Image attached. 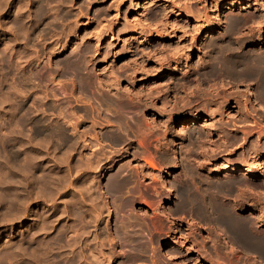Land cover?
<instances>
[{
  "label": "rangeland",
  "instance_id": "374dc122",
  "mask_svg": "<svg viewBox=\"0 0 264 264\" xmlns=\"http://www.w3.org/2000/svg\"><path fill=\"white\" fill-rule=\"evenodd\" d=\"M26 1H28V0H0V62H1L0 63V66H1L0 67V143H1L0 144V181H1L0 182V184H1L0 185V191H1L0 192V206L2 208V209L0 208V251L2 250V248L4 249V253H1V252H3V251H1L0 256L2 257V255H4L3 256L4 258L2 257L3 258L2 260L5 259L4 261H2L3 264H5L7 260H8L7 263H9V264H12V263L24 264L25 262L26 263L29 262L27 264H32L33 260L35 261V262H33V264H36L37 262H38L37 264H39V263L40 264H52V263H50L52 261H54V264H55V263H59L58 260H60L62 257L63 258L64 257L69 258L72 255V253H74V254H73L72 258L70 257L69 259H73V257H75L74 260H71V261L69 259H68L69 261L67 259L66 260L63 259V260L70 262V264L73 262L76 264L78 261H79L78 264H86L87 258H88L87 264H90V263L95 264V262L96 263L99 262L97 264H100V262L101 263L104 262L105 259H106L105 260L106 262H104L102 264H120L123 262H124V264L125 263L126 264H131V263L132 264H136V263L140 264V263H138V261L141 262L140 259L142 260L141 264H143L144 262L146 264H151V262H152V264H153L155 261H156L155 263H157V264H178V263L183 264V262H182L183 260H184V262H186L185 264H209L210 261H207V260L211 259V261H212L211 263L213 264V262L215 263V262H217V260H218V262H220V260L223 259L221 261L222 263H220V264H223V263L226 264V261H228V260H226V258L229 259L228 254L230 253L229 255L232 256L230 258L233 259L236 257L235 256V255H237L236 252H238L239 249L238 248H237L238 250L237 249L235 250V248L233 249L229 245V243H227L226 241H224V240H222L216 236L215 230H216V228L217 229L221 228V225H218L217 222H215L216 221L215 219L213 220V218L212 219L210 218L209 220H211V221H209L208 219H201V217L197 214V211H195L197 209V207L199 206V204L203 205V207L207 208L208 210L212 209L214 206L211 203H213V201L215 200V197L218 200L221 196L222 197L218 201L220 202L222 200L220 203L224 204L223 206H226V207L228 206V204L230 202V206L228 208L232 209V212L233 211L235 212L234 215H236L235 217L237 219L242 218V220H245V221L250 220V221H248L249 226H251L255 222L252 225L253 228H250V230H252L253 232H257V234H260L259 231H261L260 235L264 234V222H263V220H264V147L260 146V145L264 144V112L257 110L255 108V106H253L251 101L248 100V98L246 100V102H247L246 103L245 102V99L247 97L246 93H244V92H242V94L240 93L241 92L240 86H242L243 88L248 87L247 91H253V90L255 91L256 90L258 92V84H259L258 79L257 78H253V79L250 78V81H248L249 78H246V79L244 78V80L242 79L243 82L242 81L240 82L239 80H238L239 81L238 82L235 79L231 80L232 78L231 79L219 78V79H215V81H212V80H209L206 78H205L206 80L204 81V79L202 78L205 75V73L207 74V72H205V70L203 69V65H205V63L207 62V59H208V57L206 56V51L204 52L202 50H204V47H203L204 43L210 37H212V38H218L219 37L220 38L222 34L223 35L221 38H223V36L227 37V32H228V35L230 33V36L231 35L235 36V37L240 36V37H242V39L244 38L243 41L246 39L245 37H247L246 40H248V41L245 40L240 51L246 50V52L249 51V52L253 53L254 52L253 49H255L256 52H254L253 54H256L257 52L259 54V52L262 53L264 51V44H262L259 47L253 46V42L258 38L262 37L263 41H264V34L262 33V32H264V17H263L264 16V10H262V8L264 9V7H263L264 6V0H88V1H86V0H71L70 1L69 0L72 4L68 3L69 1L66 0L67 2H65L64 5H62V6H61V4L59 5L58 0L57 1L45 0L46 1L45 3L48 6H50V9L49 8H48L49 10L47 9L49 14L45 13L49 17V19L48 18L46 19L47 16H45V17H42L44 19H40L39 23L36 20V22L38 24L34 21L33 24H31L34 29L31 27V25L28 26L25 24L24 21H20V20H24L23 19L24 15H27V13H28V12H25V10H24L25 9L24 3ZM231 1H240L246 5H248V4L249 5L247 6L246 9H244L242 11L241 10L226 9V3H229ZM48 3H51V4L49 5ZM66 3H68L70 5L69 8L65 7V5H67ZM81 3H83L84 5ZM21 4H23V6H21ZM55 4H57V5H55ZM19 5L21 7H19L18 8L19 10H18L17 7ZM58 7L61 10H59ZM20 9H23V11ZM64 9H66V10H64ZM19 11H20V13H19ZM64 12H66V14L68 13L67 17L65 16L66 14H63ZM19 14L21 15V19H20ZM249 14L251 15L249 17L252 18L253 21H251L252 19H249L248 17H246ZM22 15H23V17H22ZM99 15H101V16H99ZM230 15H234V16L238 15V17L240 16L241 18H243V21L245 24H243V21H242V24L240 25L242 27L239 26L240 28H237V29L240 30L241 33L246 32V33H244L245 36L243 34H241L238 30H236L235 31L236 33H235L233 30H228V27L226 28L227 23H228L227 17H229ZM68 16H71V17H68ZM197 16L199 17V19H201V21H198V22L195 21ZM58 17H59V19H58ZM261 17H263V18H261ZM30 18H31V16H30ZM62 18H64V19H62ZM244 18H246V19H244ZM18 19H19V22L21 25L19 24V22H17ZM55 19H57V20H55ZM223 19H224V23L222 22ZM247 19H249L250 22L247 21ZM254 19L256 20L255 22H254ZM50 20H51V22H50ZM216 20H218L219 22ZM46 21L48 23H46ZM14 22L17 24H15ZM217 22H218V24H217ZM256 22H258V24ZM262 22H263V24H262ZM22 24H24V25H22ZM47 24L49 25V27H47ZM249 24L250 25L255 24V26L251 27ZM243 25H244V27L249 28V29L244 28ZM14 26H18V28H19L18 31H15ZM214 26H216L215 31L211 34L210 37H208L209 28L214 27ZM254 27H255V29H254ZM70 28L72 30H70ZM251 28L254 29V31ZM196 31H198V32H196ZM247 31H249L250 33ZM251 31H253V32H251ZM30 32H33V33H30ZM237 32L239 34H237ZM17 33H19V35ZM233 33H235L237 36L235 34L233 35ZM247 33H249L250 35L249 34L247 35ZM216 36H218V37H216ZM249 38H251V39H249ZM202 42H203V44H202ZM176 48H178V49H176ZM201 48H202V50H201ZM178 51H180V52L177 53ZM79 54L84 55V57L82 55L80 56ZM72 55L74 57H72ZM76 56L81 57V58H78ZM82 58H84V59H82ZM69 59L70 60L74 59L72 61L77 62L82 67H83V65H85L86 67H83V70L81 71V73L80 72L76 73L73 71L75 73L74 74V73H72V69L67 64V61H68V63L72 62ZM80 59H82V60H80ZM176 59L180 62H178ZM186 59H187V61H186ZM78 61H80V63L83 61V63L80 64ZM84 61L87 62L88 64H86ZM198 62H201V64L202 63L203 64L201 65L199 63V65H198ZM65 64H66L67 69L64 66ZM189 64H190V66H189ZM196 66H198L197 67L198 69L200 68L199 71L196 68ZM68 67H69V70H68ZM84 68H86L85 69L86 72H88V71L91 72V73H88L89 76H87V77H89V78L86 77L87 74H86V72H84L85 71ZM178 68H180V70ZM145 70H146V72H145ZM196 70H197V75L199 74L200 77L196 75V73H195ZM182 71H184V72H182ZM202 71H204V75L202 74ZM185 72L186 73L188 72L189 74L188 73L186 74ZM110 73H112V74H110ZM79 74H81V75H79ZM90 74H93V75H90ZM82 75H84V76H82ZM78 76H80L79 77L80 79L82 77H85V78L81 79V83L77 82V81H79ZM90 76H93V77L95 76V77L93 78ZM185 77L188 79L186 80ZM204 77H206V76H204ZM91 78H93V81ZM201 78H202V80H201ZM173 79H175L176 83H174ZM193 79L196 81H194ZM82 80H83V84H86L87 81L89 83V80H91L89 84H90V86L92 84L94 86L92 85L89 88V89H91L90 92H87L84 89H81L82 88L81 87ZM216 80L218 82H216ZM203 81H204V83L201 84ZM225 81H226V83H228V85L226 83H224ZM229 81H231V83L233 82L234 84L232 83V86H230L231 83H229ZM245 81L247 82L246 83L247 87L245 85ZM91 82H92V84H91ZM221 82H222V85L224 84L223 87H221L222 86ZM94 83H96V84H94ZM179 83L181 86L179 85ZM184 83H185V85H184ZM237 83L239 85H237ZM255 83H257V84H255ZM196 84H198V85L196 86ZM207 84L208 85L211 84L213 87L211 85H209L207 87ZM215 84H217L218 87H216ZM198 86L201 87L204 91L201 88H199ZM203 86L205 88H203ZM224 86H226V88ZM227 86H229V87H227ZM73 87H74V89H73ZM194 87L195 88L197 87L196 90ZM96 88H98V89H96ZM209 88H211V89H209ZM221 88L222 89L224 88L223 92L226 91V93H228V92L233 93V91H234V93L236 95L233 93V94H231L229 99L223 101V98H222V100L220 99L222 97V95H220V94L223 93V92L220 93V90L222 91ZM188 89H189V91H188ZM213 90H214V92H213ZM238 90H239V92H238ZM110 92L112 94H110ZM148 92H150V93H148ZM201 92H202V94H199ZM204 92L206 95L204 94ZM207 92H209V93H207ZM152 93H154V94L152 95ZM217 93H218V95H220V97L217 95L219 98L216 97V99L215 98L212 99L211 96L214 94L216 95ZM109 94H110V97L113 98V100L115 99L116 101H119V100L121 101V99H122V101H127V99L125 97H128L127 102L129 104H130V100H133V101H131V104H130V106H131L130 110H131V108H133L132 110H134L135 107H137V108H135L136 110H138V108H141V110L140 111L138 110L137 113L134 112L136 110H134L133 113H131L132 111L128 110L127 111L128 113H126V114L124 113L125 116L127 115V117H125L127 120H125V119L124 120L128 121V123L125 122L122 125L121 124L116 125L115 124L116 123L115 118H114L115 123L113 122V118H112V116L114 117V114H115L114 106L110 105L108 103H105L102 99V95L108 96ZM115 94L117 96H113V97L111 96V95H115ZM146 94L149 97L146 96ZM203 94L205 95L206 98H203L204 97V96H202ZM243 94H245V96H242ZM181 96H182V98H181ZM201 96L203 99L201 98ZM179 97H180V99H179ZM118 98H121V99H118ZM207 99H209V101ZM233 99L234 100L236 99L237 102L234 103ZM211 100H214V101H211ZM216 101H218V102H216ZM222 101H223V103H222ZM206 102H208V103H206ZM217 103H218V105H217ZM145 104L147 105V107L145 106ZM162 104H164V105H162ZM263 104H264V102H263ZM137 105H139V106L141 105V106L138 107ZM143 105L145 106V108H143L144 107ZM201 105H203L204 107ZM213 105L217 106V108H219L220 112L215 114L218 110L215 111L217 108L216 107L213 108L214 107ZM200 106L204 109L200 108ZM18 107H20L21 109ZM83 107H85V108H83ZM196 107H198V108H196ZM180 108L182 111L180 110ZM205 108H206V110H205ZM210 108L212 109L211 111H210ZM243 108H244V111H243ZM107 109H109V110L107 111ZM171 109H173V110H171ZM176 109H179L178 112L175 111ZM112 111H114V112H112ZM212 111L214 114L212 113ZM245 111H246V113H245ZM211 113L213 114V116ZM137 115H139V116H137ZM197 115L200 117V119L195 126L190 127V135H188V136H190L191 139H189L188 136L184 137L185 135H183V130L180 129V126H181L180 123L185 118H193L194 116H197ZM15 117H17V121L19 119V121H18L19 123H20V119L21 120L24 119L26 121L22 120V125L18 124ZM128 117H129V119H128ZM168 118H169V121H167ZM243 118H244V120H243ZM8 119H9V121H8ZM131 119H132V121H131ZM106 120H108V121H106ZM23 121H24V123H23ZM11 122L14 124H12ZM15 122H17L16 125H15ZM25 122H27V123H25ZM33 122H35L34 124L36 126H34V124H32ZM38 122H41V123H38ZM36 123L41 124V125H37ZM17 124H18V126H17ZM42 124H43V126H42ZM127 124H130L131 126H128ZM212 124H214V125H212ZM220 124H221V126H220ZM250 124H252V125H250ZM8 125H14L15 126V127L13 126L14 132L16 134H18V136H20L19 137L20 141L18 139H16V140L11 139L12 136H10V135H11L13 130H10V126H8ZM19 125H21L22 127H20ZM123 125H124V129H125V127L128 128V129H125L126 131H124V129L122 128ZM125 125H127V126H125ZM37 126L39 127V129L35 128ZM57 126L62 127V131L64 133L63 136L65 138L63 136L62 137L59 136V138L60 139L64 138L63 140L62 139L57 140V138H56L57 136L51 137V135H50V138L48 136L49 133H51L52 131L54 132V130L57 128ZM116 126L118 128L114 129ZM119 126H121V127H119ZM144 127H145V129H144ZM209 127L213 128L214 130H210ZM33 128L36 130H39L40 136L38 135V133L35 134L36 131ZM42 128H43L44 132H41ZM49 128H51V129H49ZM121 128H122V132L124 131V133L120 134ZM215 128H216V130H215ZM15 130H17V131H15ZM112 130H114L113 131L114 133H118V135L120 137H123L122 141H124V140L125 141L124 142L120 141L119 144L113 143V141L111 139H109L110 138L109 136L113 135ZM209 130H210V134H209ZM45 131H47L46 134L48 132L49 133L47 135H45ZM125 132H127V133H125ZM199 132H201V133H199ZM242 132H243V134H242ZM32 133H34L35 136ZM169 133L174 134V136L177 137V139H176L177 145L175 146L174 149H176V151H177L176 158H178V160H179V166L174 171L170 170L173 158L172 159L170 158L171 161L168 159V157H172V155H173V154H171L173 150L170 148L171 147L170 141H171L172 137L169 136ZM22 134L25 137H23ZM108 134H109V136H108ZM29 135L30 136L32 135V137H30ZM237 135L242 136L241 140H240L239 136H237ZM259 135H260V137H258ZM21 136H22V138H21ZM182 136L184 137V139ZM248 136H251L250 139L247 138ZM255 136H257L258 139L256 137L257 140L254 141ZM181 137H182V140H181ZM200 137H202V138H200ZM51 138H55V139L51 140ZM106 138H108V139H106ZM40 139H42V140H40ZM11 140H14L11 143L14 146V147L12 146L13 147L12 151L16 152V150H17V152H19V154L21 155L20 159L16 162V164H12V165H11V156H10L11 155L10 153L12 151L10 152L9 149L5 147L6 143L11 142ZM110 141H111V143H110ZM190 141H191V144H190ZM17 142H19L20 144ZM97 142L99 143L98 145H97ZM200 142H202L203 144ZM261 143H263V144H261ZM194 144L197 148H195ZM229 144H230V146H229ZM200 145H202V146H200ZM179 146H180V148H179ZM237 146L239 147L238 149H236ZM183 147H186L188 149L185 150ZM234 147H235V149L233 151H231L230 153L227 152V149H230V148L232 149ZM248 147L250 149H252L253 147H255V148L252 149V151H253L252 152ZM99 148H101V149H99ZM260 148H262V149H260ZM242 149H243V151H242ZM188 150H189V152H188ZM247 150L250 152H248ZM204 152H206L208 155L206 156V153H204ZM98 153H101V154H98ZM183 153L184 154L190 153L191 156L186 155V154L184 155ZM226 153H228V154L226 155ZM35 154H36V156H35ZM37 154L39 156L38 159H36ZM178 154L180 156H178ZM251 154H252V156H254V158L252 156H250ZM241 157H243L244 161L242 160ZM244 157H246V158L249 157L250 159L247 158V160H246V158H244ZM97 158L99 159V161ZM189 158H190V160H188ZM183 159L185 160V162H183ZM202 159H204V160L202 161ZM205 159L207 160L208 163L207 162L204 163V161H206ZM144 160H147L150 162L152 161L156 167L155 168L150 167L149 164L145 163ZM191 160H193V161H191ZM195 160H197V161L200 160L201 162L199 161L200 163H198L197 161L195 162ZM85 161H87V162H85ZM93 161H94V165H93ZM169 161H170V163H169ZM224 161H229L233 164H236L239 167H244V166L252 167L253 170H255V172L258 173V176H256V177L251 176L248 178V177H241L240 175H238L236 173H234V174L233 173L232 174L231 173H226V174L222 173L220 175H215L214 178H212L213 177L212 175H211L212 177L208 175L209 169H211V167L212 168L217 167V166L221 165ZM238 161H241V162H238ZM246 161L248 162V164H246L247 163ZM31 162H32V164H31ZM166 162L169 164L167 165ZM186 162H187V164H190V165H187ZM84 163H85V165H84ZM89 163H91L95 167H90V165H89V169H90L89 170L88 169ZM180 163H181V166H180ZM35 164H37V165L39 164V165L35 166ZM192 164L195 167L191 166ZM32 165L35 166L34 169L32 168L33 167ZM182 165L184 166V168ZM185 166H187V167L189 166L188 168H190V169H188ZM25 167H26V169L28 167L27 172H25L26 171ZM11 168L12 169L15 168V169H13L15 171L20 170V169H22V170L16 171L17 173L15 176L13 173L10 172V171L15 172ZM91 168H94V169H91ZM186 169H188V171ZM191 169L192 170L194 169L196 172L194 170L192 171ZM23 170H25V171H23ZM183 170L184 171L186 170V171L184 172ZM9 172H10V174H9ZM114 172L118 173V174H116V176H118L120 174L118 176V178L120 177L121 180L126 178L127 182L130 183V184H128L126 182V180L124 179V185H123L122 189L118 191V196L115 195V194H117L116 193L117 191H115L113 193H111V192L109 193V191H107V189H106V186H107V183H108L110 176L111 177L115 176ZM198 172H200V173H198ZM12 174L15 176V179H14ZM31 174H33V175H31ZM202 174H204V176H206V177H204ZM26 175H27V177L25 178ZM174 175H176V176H174ZM183 175H184V177L182 179ZM189 175H191L190 178H187V177H189ZM10 176L12 178H10ZM207 176H209V177H207ZM17 177H18V179H17ZM21 177L24 178L25 180H23ZM33 177H34V179H33ZM46 177H48V178H46ZM56 177H58V179ZM65 177H67V178L65 179ZM122 177H124V178L122 179ZM129 177H131V179ZM194 177H195V179H193ZM28 178H29V180H28L29 182L33 181L31 183V185H29L28 181L26 182V180ZM206 178L209 181H207ZM20 179H21V182H23V181H25V182H23V183L19 182ZM91 179L96 183H93ZM128 179H129V181L130 180L131 181L129 182ZM186 179L189 183L186 182ZM189 179H191L195 184H193V182ZM10 180H13L15 183L17 180H19V181H17L18 183L15 184L13 181H10ZM60 180H61V182H60ZM196 180H197V182L198 181H200V182L197 183V182H195ZM201 180L205 183H203ZM211 180H212V182H211ZM217 180H219V181H217ZM226 180H228V181L225 182ZM38 181H41V182H38ZM89 181H91V182L89 183ZM176 182L177 183L179 182V183L177 184ZM216 182H217V184L219 183V187H214ZM170 183H172V184H170ZM180 183H182L183 185L182 184L180 185ZM184 183H185V185H184ZM186 183H187V185H186ZM231 183H233V185ZM236 183H237V185H236ZM9 184H12L13 186L9 185ZM35 184H36V186H35ZM205 184L206 185L209 184L208 187H206ZM211 184H213L212 185L213 187L211 186ZM230 184L232 186H234L235 188L232 187ZM24 185L25 186L27 185L26 186L27 190L32 191L31 189H33L34 191H32L29 195V191L27 192ZM91 185L93 186L94 189L92 188ZM101 185H102V187H101ZM172 185H173V187H172ZM176 185H177V188L175 187V189H176L175 190L174 186H176ZM30 186H32V187L30 188ZM33 186H34V188H33ZM95 186H97L96 188H99L100 190L96 189ZM170 186L173 188V191H172ZM178 186L180 187L181 190H179ZM185 186H187V187H185ZM190 186L192 188H190ZM193 186H194L195 190H193L194 189ZM203 186H205V187H203ZM209 186L212 188H210ZM167 187L169 188V190H171L170 192L166 191ZM221 187H223V188H221ZM11 188H12V190H11ZM15 188H18V189H15ZM19 188H21V189H19ZM40 188H42V189H40ZM128 188H129V190H128ZM131 188H132V190H131ZM168 188H167V190H168ZM186 188H188V189H186ZM219 188H220V190H219ZM228 188H231V189H228ZM13 189H14V193H13ZM88 189H90L91 191H89ZM92 189L94 190V192ZM198 189L199 190L201 189L200 192ZM19 190H20V192H17V195L19 198H18V201H16L15 197L13 198L12 196L13 195L15 196L16 191H19ZM97 190H98V192H97ZM191 190H193V191H191ZM208 190L210 191V193ZM95 191L97 193H95ZM122 191H123V193L124 192L125 193L123 194ZM132 191L134 194L133 193L131 194ZM188 191L190 194L188 193ZM196 191H198V192H196ZM218 191L222 194L218 193ZM6 192H8L9 195H7ZM10 192L12 195L10 194ZM88 192H89V194L91 192L93 195L90 194L91 195L90 196L88 194ZM224 192H227L228 194L224 193ZM229 192H231L233 194V196ZM24 193H27L25 195H29V196H25ZM120 193H122L124 196H121L122 194H120ZM127 193H128V195H127ZM179 193H180L179 199H180V196L182 199L184 198L182 203L178 199ZM181 193H182V195H181ZM206 193H209V194H206ZM216 193H218V194H216ZM107 194H112V195L107 196ZM194 194H196L195 196H198V195L200 196V197H196L198 200L196 198H194L195 197ZM225 194L227 195L226 197L229 196L228 199L225 197ZM4 195H5V197L7 196L6 197L7 200L4 197ZM10 195L12 197L11 199H10ZM20 195H21L23 201L20 198ZM85 195H86V197H85ZM119 195L122 197V199H121V197H119ZM131 195H133V197L135 196V198L131 199L130 198V197H132ZM219 195H221V196L219 197ZM87 196H88L89 200L91 199L90 202L87 200ZM94 196L95 197L98 196V197L95 198ZM125 196L130 198V200H133L136 202L134 203L133 201H129V199L127 197L125 198ZM201 196H203V200H202ZM25 197L27 199H24ZM81 197H83L85 199V201ZM93 197L96 200L95 199L93 200ZM103 197L105 198V200ZM116 197H119L120 201L118 200L119 198H116ZM168 197H170V200L166 201V199ZM188 197H189V199H188ZM207 197L209 198V200ZM98 198H100V199H98ZM185 198L188 199L189 201L185 200ZM234 198H236V199H234ZM71 199H72V202L69 201ZM77 199H79V200H77ZM81 199H82V202H84V204H82V202L80 201ZM127 199L129 201V203H127V201H126ZM182 199H181V201H182ZM193 199H196V202ZM212 199H214V200H212ZM78 201H80V202L78 203ZM97 201L98 202L100 201L99 204L103 207L102 209H104L105 212H103V210L102 211L99 210V209H101V207L98 208L99 204H97L98 207L96 206L95 202L98 203ZM122 201L123 202L126 201L125 203H127L126 204L127 208H125L126 207L125 203H123ZM176 201H179V203ZM184 201H186L187 203L190 202L189 203L190 205H186V204L184 205ZM193 201H194V203H193ZM7 202L9 203V205L6 204ZM11 202H13L12 203L13 205L11 204ZM69 202H71L72 205L75 204L73 207H76V206L77 207H76V209L74 208L75 211L73 208H72L73 211L69 210V216H68V214H66V212L69 209ZM85 202H89V204L85 203ZM119 202L121 205H119ZM206 202H209V203H206ZM130 203H132V205ZM180 203L182 205L179 206ZM197 203H198V206H197ZM234 203H235V205H234ZM10 204H11L12 208L10 207ZM87 204H88V206H87ZM191 204H193V205H191ZM14 205H15V207L13 208ZM81 205H83V206H81ZM90 205L91 206L93 205L92 206L93 208ZM115 205H118L121 207L120 208L118 206L114 207ZM231 205H232V207H231ZM66 206H67V208H66ZM105 206L107 208H105ZM122 206H124L125 209ZM186 206H188V207H186ZM78 207L82 208L84 211L86 209L85 212H89V210L91 208L94 210L91 209L93 212L92 211L89 212V213H91L89 215H87L84 212L87 217H85V218L79 217V222H78L77 221L78 216L76 214V210H78L77 209ZM117 207H118V209H117ZM180 207H182V208L184 207V208L182 209ZM195 207H196V209H195ZM6 208H8V209H6ZM130 208H132V210ZM173 208L175 209L176 213L178 212V214L174 213L172 215V212H174ZM65 209H67V211ZM13 210H15V211H13ZM96 210H97V212H96ZM116 210H117V212L119 210V212L117 213ZM124 210H126V211L128 210L129 212L128 211L126 212ZM63 211H65V212H63ZM122 211H123L124 215L122 214ZM169 211H172V212L170 213ZM70 212H72L73 215L70 214ZM114 212L116 214H118V216L115 217L116 214ZM74 213L76 215H74ZM106 213H107V215H106ZM108 213L110 214V216ZM129 213L131 215L130 216L131 220H129V218H128ZM131 213H133L134 215H132ZM104 214H105V217L103 216ZM119 214H121V215H119ZM125 214H128V215H125ZM166 214H167V216H166ZM40 215H42V217ZM90 215L92 217H90ZM35 216H36V219H38L37 223H36V219L34 220ZM70 216L71 217L74 216V218H76V217L77 218L76 219L70 218ZM120 216L124 217V218H121ZM125 216L127 217L128 222H130V223H126L127 219L125 218ZM134 216H136V217H134ZM30 217H31V220H30ZM44 217H47V218L44 219ZM114 217H115V219L113 220ZM131 217H133V218H131ZM247 217H248V219H247ZM96 218H97V220L95 221ZM135 218H137V219H135ZM140 218L143 221H141V220L139 221ZM71 219H74V224L72 226L77 225V228L70 227L71 223H72ZM101 219H103V220H101ZM123 219H126V220H124L125 222H123ZM133 219H135V220H133ZM145 219L147 220V223L145 222L146 221ZM44 220L47 221L46 224L50 223L49 225H51V226H49V227H53V228H51L53 230V231H51V234H50L51 238H53L52 234H53V236H55L57 233H59V230H60V232L63 231L62 233H65V234H63L65 237L63 235H62V237H64L66 239V243L64 240V242H62L61 245L58 244L59 246L58 245L57 246L59 248L62 246V248H63V246L65 244L66 245L65 248H68V247L71 248L70 253H68L69 252L68 249L60 248V249H62V251H60V249L58 247L56 248V246H55L56 249L55 248L53 249L54 253H50V255L48 254L49 253V251H48L49 247L47 248V250H46V247H43V249H41V250H40V248H42V247L41 246H40V248L38 247V249L40 251H43L42 253L39 250H37L39 252L38 253L37 251H35V249L32 248L35 244H30V243H35L36 240H38V239H40V240L37 241L38 242L37 244H41L39 242H42L43 246H45L44 244H47V243H45L47 240H45L44 238L43 239L41 238L44 234L40 233L39 234L40 236H38L39 238L38 237L35 238L36 239L35 241L33 239V236L30 235V234H32V232L34 230L33 228H34L35 224L38 225V228H40V227L45 228L44 222H46V221H44ZM80 220H83L82 223ZM87 220L90 222L89 223L90 225L86 224V223H88ZM92 220H93V222L91 223ZM116 220H117V222H116L117 224L118 223L119 224H121V223L125 224L124 226L127 228V229H124L125 231L129 229L128 227H131L130 225H132V227L130 229L137 228V225H133L134 222H132V221H135L134 224H137L139 222L138 223V228H139L138 232L135 231V229L130 230L132 232V234L129 230L126 231V233L129 232L127 235H129L130 237L127 236L129 238V239L126 238L127 243L123 242L125 246L122 243L123 240L121 241L119 239L121 243L117 242L118 238L116 235V231L113 232L114 230L117 229V228H115V227H117V225H112L113 223L116 224L115 223ZM253 220H254V222H253ZM106 221H108V222H106ZM151 221H154L156 224L154 222H152V224L149 223ZM251 221H252V223H251ZM75 222H77V223L75 224ZM104 222L108 225H106ZM140 222H142V224L146 223L148 225H145L146 227L142 224L139 225ZM52 223H53V225H52ZM67 223H69V224H67ZM83 223H85L86 225L85 224H84L85 226L82 225ZM153 223L155 224V226L156 225L157 226L155 227ZM43 224H44V227H43ZM126 224H128V225H126ZM214 224H215V226H213ZM62 225H63V230H61ZM66 225L68 226L67 228H66ZM102 225H103V227H102ZM152 225L154 226L155 229L153 228ZM140 226L141 227L144 226L148 232L144 229V227L142 228L144 231L142 229H140L141 228ZM69 227H70V231H69ZM78 227L79 228L81 227L80 229H82V230H79ZM99 227H100V229H103V228L104 229L100 230ZM147 227L150 229V231L153 228L154 231H151L152 232L151 233L149 231V229H147ZM212 227L215 229H213ZM254 227H255V229H254ZM64 228H65V231H64ZM72 228H75L73 230V231H76L75 233H73ZM83 228H85V229H83ZM86 228H87V232H85ZM107 228H108V230H107ZM51 229H49V230H51ZM27 230H28V232H27ZM66 230L68 232H71V233L68 234V232ZM99 230L101 231V233ZM136 230H138V229H136ZM88 231H89V233L90 232L91 233L89 234ZM103 231L104 232L107 231V233L106 232L103 233ZM133 231L137 235L140 234L138 236L139 238L137 237V235ZM47 232H50V231L47 230ZM66 232H67V235H66ZM84 232L87 233L88 235L87 234L85 235ZM143 232L144 233L146 232V233L144 234ZM77 233H78V235H77ZM212 233H213V235H212ZM73 234L75 236L77 235V237H74ZM102 234H104V235H102ZM105 234H106V237L109 234H111L110 236L112 238L110 236H108L107 238H104ZM60 235H61V233H60ZM71 235H73L74 238H72ZM79 235L82 236L81 237L82 239L79 238L80 237ZM94 235L96 237L97 236L100 237V238L97 237L98 238V240H97L98 244L100 243V240H103V239H105V240L101 241L103 243L99 244V246H98L96 243L97 241H94L97 239L96 237H94ZM145 235H148V236H145ZM214 236L217 238V240L215 238H213ZM20 237H21V239H20ZM43 237H45V236H43ZM55 237H57V235ZM131 237H132V239H131ZM140 237H141V239H140ZM155 237H157L158 239H156ZM69 238H71V239H69ZM116 238H117V240H116ZM145 238H147L148 240L146 241ZM18 239L22 242H25V243L19 242ZM67 239H69L70 242H67L68 241ZM72 239H74V240H72ZM78 239H81V240H78ZM110 239H111V241H109ZM112 239H113V241H112ZM130 239L132 240V242H130L131 241ZM133 239H136V241H134ZM142 239H143V241H141ZM153 239H156L158 241L153 240ZM213 239H214V241L215 240L216 241L213 242ZM17 240H18V242H17ZM25 240H27V241H25ZM28 240H30V241L28 242ZM71 240L73 241L72 243L76 242L77 240L79 241V243H75V246H73L74 247L73 250L76 249V250H74V252L72 250V247H70L71 246ZM127 240H129V241H127ZM137 240H138L137 244H140V245L144 242L142 244L143 247H142V245L140 246V248H142V249L139 248V245H133L135 242H137ZM149 240H152V241H149ZM51 241L53 243L55 242L53 240H50V241L48 240L47 242L51 243L53 245V243ZM139 241H141V242L139 243ZM218 241H219L221 246L218 245L219 244ZM82 242H83V244H82ZM150 242L151 243L153 242V243L151 244ZM68 243H69V245H68ZM88 243H89L90 247H85L86 245H88ZM109 243H112L113 245H111ZM119 243L121 245H119ZM125 243L126 244L129 243L128 245H130V244H132V245H130V248H129V246L126 245ZM237 243H238V240H237ZM26 244L30 245V248L32 250L29 248H28L29 249L28 250L26 247ZM147 244H149V245H147ZM168 244L170 245L168 251H171L175 255L177 254L178 259L174 260V262L167 260L166 256L163 254L164 250H162V247H166ZM222 244L225 246H223ZM67 245H68V247H67ZM100 245H103V247L102 246L100 247ZM146 245H147V247H149V248H147L148 250L145 248ZM227 245L229 248L227 247ZM8 246H10V248ZM20 246H21V248H20ZM109 246H111V247H109ZM126 246H128V247H126ZM133 246H135L134 247L135 249H131V248H133ZM153 246H156V247H154L155 249L153 248ZM11 247L14 248L13 250L15 251V253ZM17 247H18V249H17ZM78 247H79V250L83 249L82 251L80 250L81 253L80 252L78 253V255L79 254L82 255L81 258H80V255H79V258H78V255L77 256L75 255L76 251H79V250H77ZM93 247H95V248L93 249ZM98 247L101 249L98 250ZM112 247L113 248L116 247L115 248L116 250H114ZM190 247H191V249H190ZM215 247H216V249L213 250V248H215ZM22 248L24 251L22 250ZM24 248H26V249H24ZM104 248H107V249L105 250ZM109 248H110V250H109ZM138 248L141 252L138 250ZM152 248H153V251H152ZM218 248H221V249H218ZM57 249H59V250H57ZM95 249H97L96 251H98V252H96ZM120 249H122V251H120ZM124 249H126V250H124ZM229 249H231L230 252L226 253L227 251H229ZM9 250L11 251V253L13 252V254L9 253L10 252ZM16 250L17 251L19 250L22 255L26 253L25 256L24 255L19 256L20 252L18 253ZM25 250H26V252H25ZM44 250L47 252H44ZM56 250L58 251L57 253H56ZM64 250H66V251H64ZM130 250L133 252V253L131 252L132 254L129 253ZM207 250H209V252ZM219 250H220V252H219ZM232 250H234V251H232ZM7 251H8V254H11L12 256L5 254V253H7ZM27 251H29V253H27ZM115 251H116V253L118 252V254H116ZM119 251L123 254H121ZM125 251H127L126 254H125ZM134 251H136V253ZM147 251H151V252H147ZM217 251H218V254L220 257L217 256L218 254L216 255ZM30 252L33 254L32 256H29V255H31ZM61 252L62 253L65 252L64 255L68 253V254H70V256L65 255V256H62L61 258H58L61 255H63ZM82 252H84L85 254ZM111 252H112V254H111ZM231 252H233L232 253L233 255L231 254ZM17 253H18V255H16ZM34 253H35V255H34ZM40 253H41V255H40ZM44 253H46V254H44ZM92 253H94V254H92ZM105 253H108V254L105 255ZM27 254H29V255H27ZM37 254H39V256H36ZM89 254L91 255L92 258L90 257ZM100 254H102V255L104 254L105 256H107V258L101 259L99 261L100 258L105 257L102 255L100 257L99 256ZM119 254H121V255H119ZM124 254L125 255L128 254L130 257L127 255L129 257V258H127V257H125ZM146 254H147V256H146ZM212 254L215 255L214 259H216V260H214L213 257H211V256H213ZM5 255H7V257L16 256L15 258L13 257L16 260L12 261L13 258L11 259V257H10L9 259L12 261V263H11V261L9 262V259L5 258L6 257ZM26 255H27V257H26ZM51 255H53V257L58 258L57 262H55L56 258L53 259V257ZM122 255L124 258L122 257ZM135 255H136V257H135ZM148 255L149 256L152 255V256L149 257ZM239 255L241 258L238 257ZM43 256H44V258H43ZM145 256L147 258H144ZM154 256H156V259L154 258ZM223 256L225 259L223 258ZM1 257H0V259H1ZM21 257H23V258H21ZM109 257H110V259L108 260ZM120 257H122L123 259ZM217 257L219 259H217ZM26 258H29L30 260L26 259ZM35 258H37L39 260H37ZM90 258H91V260H90ZM96 258L98 261L96 260ZM137 258H140V259H137ZM152 258H154V259H152ZM187 258H188V261H187ZM238 258L241 260V264H245V263L247 264V262H248V264H252V263H249L250 261L246 258L245 254L243 255L242 251L238 252L237 258H235L236 260H233L234 263L232 261L231 264L232 263L236 264L237 261L239 262V263L238 262L237 263L240 264V260H237ZM243 258H245V259H243ZM128 259H130V260H128ZM145 259H146V261H145ZM61 260H60V262L63 264V262H65V261L62 260L63 261L62 262ZM80 260H81V263H80ZM82 260H83V263H82ZM136 260H137V262H136ZM224 260H226V261H224ZM243 260H246V261H243ZM21 261L24 263H21ZM92 261H94V262H92ZM130 261H132V262L130 263ZM134 261H135V263H134ZM180 261H181V263H180ZM257 263L258 262H256V264ZM215 264H219V263H215ZM227 264H230V262L229 263L227 262Z\"/></svg>",
  "mask_w": 264,
  "mask_h": 264
},
{
  "label": "bare ground",
  "instance_id": "6f19581e",
  "mask_svg": "<svg viewBox=\"0 0 264 264\" xmlns=\"http://www.w3.org/2000/svg\"><path fill=\"white\" fill-rule=\"evenodd\" d=\"M54 1H57V0H54ZM69 1V0H68ZM71 1V0H70ZM68 2V3H70V4H72L71 2ZM86 1H88V0H86ZM46 1L45 0H28V1H26L25 3H24V7H25V12H28L27 13V15H24V17H23V15H22V17H23V19L24 20H20V21H24L25 22V24L26 25H28V26H30L31 24H33V22L35 21L36 22V20H37V22L39 23L40 22V19H44V18H42V17H45V16H47L46 14L48 13V10L50 9V6H48L46 3H45ZM51 2V1H50ZM65 2H67L66 0H58V3H59V5L61 4V6L62 5H64V3ZM81 2V1H80ZM85 2V1H84ZM83 2V3H84ZM45 3V4H44ZM57 3V2H56ZM68 3H66L67 5H65V7H68L69 8V4ZM76 3V2H75ZM83 3H81V4H83ZM90 3V2H89ZM246 3V2H245ZM20 4V3H19ZM49 5L51 4V3H48ZM54 4V3H53ZM52 4V5H53ZM216 4V3H215ZM55 5H57V4H55ZM84 5V4H83ZM249 5V4H248ZM248 5H246V4H244V3H242V2H240V1H231V2H229V3H226V9H231V10H244V9H246L247 8V6ZM254 5V4H253ZM21 6H23V4H21ZM20 5L17 7V9L19 8V7H21ZM60 7V6H59ZM59 7H58V9H59ZM78 7V6H77ZM218 7V6H217ZM264 7V6H263ZM49 8V9H48ZM61 8V7H60ZM63 8V7H62ZM261 8V7H260ZM23 9H20V10H22L23 11ZM48 9V10H47ZM67 9V8H66ZM66 9H64V10H66ZM249 9V8H248ZM19 10V9H18ZM59 10H61V9H59ZM68 10V9H67ZM262 10H264L263 8H262ZM21 11V12H22ZM58 11V10H57ZM174 12V11H173ZM19 13H20V11H19ZM46 13V14H45ZM31 14V15H30ZM45 14V15H44ZM49 14V13H48ZM56 14V13H55ZM63 14H66V12H64ZM68 14V13H67ZM67 14L65 15L66 17H67ZM105 14V13H104ZM262 14V13H261ZM20 15V14H19ZM51 15V14H50ZM73 15V14H72ZM193 15V14H192ZM245 15V14H244ZM26 16V17H25ZM30 16H31V18H30ZM64 16V17H65ZM99 16H101V15H99ZM243 16V15H242ZM249 16H251L250 14L248 15V16H246V17H248L249 19H252V18H250ZM256 16V15H255ZM19 17V16H18ZM60 17V16H59ZM59 17H58V19H59ZM68 17H71V16H68ZM193 17V16H192ZM264 17V16H263ZM263 17H261V18H263ZM30 18V19H29ZM49 19V17L47 16L46 17V19ZM61 18V17H60ZM196 18V17H195ZM198 18V19H197ZM197 18H196V20L195 21H201V19H199V17L197 16ZM228 18V23H227V26H226V28L228 27V30H233L234 32L236 31V30H238L237 28H240V27H242V26H240L241 24H242V21H243V18H241L240 16L238 17V15L237 16H234V15H230L229 17H227ZM226 18V19H227ZM20 19H21V15H20ZM62 19H64V18H62ZM244 19H246V18H244ZM249 19H247V21H249ZM260 19V18H259ZM39 20V21H38ZM55 20H57V19H55ZM103 20V19H102ZM216 21H218V20H216ZM251 21H253V19L251 20ZM256 20L254 19V22H255ZM263 21V20H262ZM17 22H19V19L17 20ZM36 22V23H37ZM50 22H51V20H50ZM49 22V23H50ZM140 22V21H139ZM219 22V21H218ZM218 22H217V24H218ZM223 23H224V19H223V21H222ZM250 22V21H249ZM15 23V22H14ZM23 23V22H22ZM35 23V24H36ZM37 23V24H38ZM46 23H48L47 21H46ZM56 23V22H55ZM142 23V22H141ZM145 23V22H144ZM247 23V22H246ZM257 24H258V22H256ZM15 24H17V23H15ZM19 24H20V22H19ZM18 24V25H19ZM216 24V25H217ZM243 24H245L244 23V21H243ZM253 24V23H252ZM260 24V23H259ZM262 24H263V22H262ZM21 25V24H20ZM22 25H24V24H22ZM250 25V24H249ZM261 25V24H260ZM40 26V25H39ZM52 26V25H51ZM131 26V25H130ZM141 26V25H140ZM240 26V27H239ZM246 26V25H245ZM251 27L252 26H255V24L254 25H250ZM259 26V25H258ZM257 26V27H258ZM15 27V31H18V26H14ZM20 27V26H19ZM26 27V26H25ZM31 27H32V25H31ZM47 27H49V25L47 24ZM243 27H244V25H243ZM261 27V26H260ZM33 28V27H32ZM172 28V27H171ZM244 28H246V27H244ZM21 29V28H20ZM34 29V28H33ZM44 29V28H43ZM215 29H216V26H214V27H210L209 28V30H208V37H210L211 36V34L215 31ZM223 29V28H222ZM246 29H249V28H246ZM252 29V28H251ZM250 29V30H251ZM254 29H255V27H254ZM254 29H252L253 31H254ZM11 30V29H10ZM64 30V29H63ZM66 30V29H65ZM70 30H72L71 28H70ZM197 30V29H196ZM249 30V31H250ZM27 31V30H26ZM41 31V30H40ZM68 31V30H67ZM128 31V30H127ZM184 31V30H183ZM224 31V30H223ZM222 31V32H223ZM239 32H240V30H238ZM249 31H247V32H249ZM253 31H251V32H253ZM256 31V30H255ZM261 31V30H260ZM34 32V31H33ZM33 32H30V33H33ZM62 32V31H61ZM145 32V31H144ZM186 32V31H185ZM196 32H198V31H196ZM220 32V31H219ZM224 33V32H223ZM236 33V32H235ZM235 33H233V35L235 34ZM241 33V32H240ZM244 33H246V32H243V33H241V34H243L244 36H245V34ZM250 33V32H249ZM249 33H247V35L249 34ZM263 34H264V32H262ZM18 35H19V33H17ZM25 34V33H24ZM29 34V33H28ZM66 34V33H65ZM207 34V33H206ZM225 34V33H224ZM237 34H239L238 32H237ZM253 34V33H252ZM255 34V33H254ZM261 34V33H260ZM27 35V34H26ZM140 35V34H139ZM147 35V34H146ZM188 35V34H187ZM223 35V34H222ZM222 35H221V37H222ZM236 35V34H235ZM250 35V34H249ZM67 36V35H66ZM237 36V35H236ZM263 36V35H262ZM65 37V36H64ZM216 37H218V36H216ZM212 38V37H210V38H208V40L204 43V50H202V48H201V50L202 51H206V56L208 57V59H207V62L205 63V65H203V69L205 70V72H207V74L205 73V75H204V71H202V74L204 75V76H206V77H204L203 75V79H204V81L206 80V79H209V80H212V81H215V79H219V78H228V79H231V80H233V79H235V80H239L240 82L242 81V79L244 80V78L246 79V78H249V80L248 81H250V78H257L258 79V92L256 91H247V89H248V87H247V85H246V83L248 82L247 80V82L245 81V85H246V87L247 88H243L242 86H240V93L242 94V92H244V93H246V99H245V102H246V100H247V98H248V100H250L251 101V103L253 104V106H255V108L257 109V110H260V111H262V112H264V104H263V100H264V51L262 52V53H260L259 52V54H258V52L256 53V54H253L254 52H256L255 51V49H253L254 50V52L253 53H251V52H249V51H247L246 52V50L245 51H240V49L242 48V45H243V43L245 42V40L247 39V37H245L246 39L243 41V39H242V37H240V36H237V37H235V36H230V33H229V35H228V32H227V37H225V36H223V38ZM258 37V36H257ZM256 37V38H257ZM35 38V37H34ZM139 38V37H138ZM203 38V37H202ZM207 38V37H206ZM253 38V37H252ZM205 39V38H204ZM249 39H251V38H249ZM19 40V39H18ZM203 40V39H202ZM33 41V40H32ZM246 41H248V40H246ZM24 42V41H23ZM202 44H203V42H202ZM262 44H264V41H263V38L261 37V38H258V39H256L254 42H253V46L254 47H259V46H261ZM12 45V44H11ZM29 45V44H28ZM250 45V44H249ZM186 46V45H185ZM182 47V46H181ZM187 47V46H186ZM202 47V46H201ZM179 48V47H178ZM178 48H176V49H178ZM183 48V47H182ZM185 48V47H184ZM247 48V47H246ZM41 49V48H40ZM89 49V48H88ZM174 49V48H173ZM189 49V48H188ZM199 50V49H198ZM252 50V49H251ZM87 51V50H86ZM92 51V50H91ZM180 51H178L177 53H179ZM200 52V51H199ZM85 53V52H84ZM83 53V54H84ZM20 54V53H19ZM86 54V53H85ZM89 54V53H88ZM205 54V53H204ZM77 55V54H76ZM80 56L82 55V54H79ZM169 55V54H168ZM171 55V54H170ZM202 55V54H201ZM83 57H84V55H82ZM175 56V55H174ZM204 56V55H203ZM202 56V57H203ZM205 56V57H206ZM71 57V56H70ZM72 57H74L73 55H72ZM76 57H78V56H76ZM75 57V58H76ZM166 57V56H165ZM178 57V56H177ZM74 58V59H75ZM78 58H81V57H78ZM164 58V57H163ZM175 58V57H174ZM179 58V57H178ZM22 59V58H21ZM74 59H72V60H74ZM82 59H84V58H82ZM82 59H80V60H82ZM200 59V58H199ZM205 59V58H204ZM20 60V59H19ZM70 60V59H69ZM72 60H70V61H72ZM177 60V59H176ZM180 60V59H179ZM76 61V60H75ZM86 61V60H85ZM84 61V62H85ZM88 61V60H87ZM178 61V60H177ZM186 61H187V59H186ZM9 62V61H8ZM79 63H80V61H78ZM165 62V61H164ZM176 62V61H175ZM178 62H180V61H178ZM202 62V61H201ZM201 62H198V65H199V63L201 64ZM1 63V62H0ZM19 63V62H18ZM81 63H83V61L81 62ZM80 63V64H81ZM86 64H88L87 62H85ZM195 63V62H194ZM67 64H68V66L72 69V73H74V72H80L81 73V71L83 70V67H86L85 65H83V67L81 66V65H79L77 62H74V61H72V62H69L68 63V61H67ZM162 64V63H161ZM203 64V63H202ZM201 64V65H202ZM188 65V64H187ZM65 67H66V64L64 65ZM179 66V65H178ZM189 66H190V64H189ZM1 67V66H0ZM69 67H68V70H69ZM185 67V66H184ZM198 66H196V68H197ZM194 68V67H193ZM66 69H67V67H66ZM86 68H84V70H85ZM177 69V68H176ZM179 70H180V68H178ZM185 69V68H184ZM198 69V68H197ZM200 69V68H199ZM199 69H198V71H199ZM202 69V70H203ZM51 70V69H50ZM56 70V69H55ZM187 70V69H186ZM189 70V69H188ZM74 71V72H73ZM149 71V70H148ZM39 72V71H38ZM84 72H86V70L84 71ZM145 72H146V70H145ZM181 72V71H180ZM182 72H184V71H182ZM192 72V71H191ZM49 73V72H48ZM83 73V72H82ZM88 73H91V72H86V77L87 76H89L88 75ZM114 73V72H113ZM126 73V72H125ZM186 73V72H185ZM188 73V72H187ZM186 73V74H187ZM196 75H197V70H196ZM194 73V74H195ZM201 73V72H200ZM75 74V73H74ZM110 74H112V73H110ZM146 74V73H145ZM185 74V75H186ZM189 74V73H188ZM78 75V74H77ZM79 75H81V74H79ZM90 75H93V74H90ZM167 75V74H166ZM174 75V74H173ZM182 75V74H181ZM32 76V75H31ZM82 76H84V75H82ZM164 76V75H163ZM190 76V75H189ZM188 76V77H189ZM197 76H199V74L197 75ZM28 77V76H27ZM43 77V76H42ZM80 76H78V79H79V81H77V82H80L81 83V79L82 78H85V77H82L81 79L79 78ZM90 77H93V76H90ZM95 77V76H94ZM93 77V78H94ZM160 77V76H159ZM194 77V76H193ZM200 77V76H199ZM198 77V78H199ZM37 78V77H36ZM41 78V77H40ZM87 78H89V77H87ZM93 78H91L92 79V81H93ZM106 78V77H105ZM109 78V77H108ZM186 78V77H185ZM191 78V77H190ZM195 78V77H194ZM202 78H201V80H202ZM206 78V79H205ZM171 79V78H170ZM176 79V78H175ZM175 79H173L174 80V83H176L175 82ZM188 78H186V80H187ZM42 80V79H41ZM88 80V79H87ZM86 80V81H87ZM95 80V79H94ZM121 80V79H120ZM177 80V79H176ZM183 80V79H182ZM194 80V79H193ZM200 80V79H199ZM234 80V81H235ZM90 81L91 80H89V83H90ZM96 81V80H95ZM101 81V80H100ZM178 81V80H177ZM181 81V80H180ZM194 81H196V80H194ZM204 81L201 83V84H203L204 83ZM220 81V80H219ZM224 81V80H223ZM222 81V82H223ZM236 81V82H237ZM238 81V82H239ZM32 82V81H31ZM179 82V81H178ZM193 82V81H192ZM199 82V81H198ZM216 82H218L217 80H216ZM222 82H221V85H222ZM243 82V81H242ZM253 82V81H252ZM72 83V82H71ZM88 83V81H87V83L86 84H83V80H82V84H81V89H84L85 91H87V92H90L91 91V89H89L93 84H92V82H91V86H90V84ZM97 83V82H96ZM96 83H94V84H96ZM104 83V82H103ZM102 83V84H103ZM182 83V82H181ZM195 83V82H194ZM224 83H226V81L224 82ZM229 83H231V81H229ZM233 83V82H232ZM232 83H231V85L230 86H232ZM254 83V82H253ZM34 84V83H33ZM105 84V83H104ZM199 84V83H198ZM198 84H196V86L198 85ZM213 84V83H212ZM227 85H228V83H226ZM234 84V83H233ZM243 84V83H242ZM250 84V83H249ZM255 84H257V83H255ZM79 85V84H78ZM176 85V84H175ZM179 85H180V83H179ZM178 85V86H179ZM184 85H185V83H184ZM195 85V84H194ZM200 85V84H199ZM209 85H211V84H209ZM208 84H207V87L209 86ZM224 85V84H223ZM223 85L221 86V87H223ZM237 85H239L238 83H237ZM76 86V85H75ZM94 86V85H93ZM96 86V85H95ZM177 86V85H176ZM181 86V85H180ZM179 86V87H180ZM183 86V85H182ZM212 86V85H211ZM215 86L216 87H218V85L217 84H215ZM220 86V85H219ZM250 86V85H249ZM34 87V86H33ZM78 87V86H77ZM114 87V86H113ZM187 87V86H186ZM199 87V86H198ZM206 87V88H207ZM213 87V86H212ZM215 87V88H216ZM225 88H226V86H224ZM227 87H229V86H227ZM237 87V86H236ZM235 87V88H236ZM13 88V87H12ZM37 88V87H36ZM173 88V87H172ZM183 88V87H182ZM193 88V87H192ZM195 88V87H194ZM197 88V87H196ZM196 88H195V90H196ZM199 88H201V87H199ZM203 88H205L204 86H203ZM233 88V87H232ZM250 88V87H249ZM17 89V88H16ZM70 89V88H69ZM73 89H74V87H73ZM89 89V90H88ZM96 89H98V88H96ZM191 89V88H190ZM202 89V88H201ZM209 89H211V88H209ZM220 89V88H219ZM218 89V90H219ZM222 89V88H221ZM224 89V88H223ZM222 89V91L220 90V93L221 92H223L224 90ZM255 89V88H254ZM13 90V89H12ZM94 90V89H93ZM183 90V89H182ZM203 90V89H202ZM201 90V91H202ZM216 90V89H215ZM217 90V91H218ZM81 91V90H80ZM188 91H189V89H188ZM193 91V90H192ZM204 91V90H203ZM212 91V90H211ZM216 91V92H217ZM177 92V91H176ZM187 92V91H186ZM213 92H214V90H213ZM228 92V91H227ZM238 92H239V90H238ZM24 93V92H23ZM109 93V92H108ZM126 93V92H125ZM148 93H150V92H148ZM198 93V92H197ZM207 93H209V92H207ZM233 93H234V91H233ZM233 93H226V91L225 92H223L222 94H220V95H222V97L220 98L221 100H222V98H223V101H225V100H227V99H229V97L231 96V94H233ZM89 94V93H88ZM103 94V93H102ZM110 94H112L111 92H110ZM110 94L108 95V96H103L102 95V99H103V101L105 102V103H108V104H110V105H113L114 106V108H115V114H114V117L112 116V118H113V122L117 125V124H124L125 122L126 123H128V121H125V120H127L125 117H127V115L125 116V114L126 113H128L127 111L129 110V111H132L131 113H133V111L134 110H136L135 108H137V107H135L134 108V110H132L133 108H131V110H130V104H131V101H133V100H130V104L127 102L128 101V97H125L126 99H127V101H122V99L121 98H118V99H121V101L119 100V101H116L115 99L113 100V98H111L110 97ZM154 93H152V95H153ZM199 94H202V92L201 93H199ZM204 94H205V92H204ZM202 95V96H204L203 98H206L205 97V95ZM235 94V93H234ZM238 94V93H237ZM240 94V95H241ZM12 95V94H11ZM20 95V94H19ZM82 95V94H81ZM86 95V94H85ZM91 95V94H90ZM95 95V94H94ZM177 95V94H176ZM218 93L215 95H212L211 97H212V99H216V97H220V95H218ZM236 95V94H235ZM22 96V95H21ZM84 96V95H83ZM101 96V95H100ZM112 97L113 96H117L116 94L115 95H111ZM146 96H148L147 94H146ZM151 96V95H150ZM202 96H201V98H202ZM208 96V95H207ZM233 96V95H232ZM239 96V95H238ZM242 96H245V94H243ZM149 97V96H148ZM147 97V98H148ZM153 97V96H152ZM210 97V98H211ZM218 97V98H219ZM228 97V98H227ZM234 97V96H233ZM241 97V96H240ZM99 98V97H98ZM101 98V97H100ZM117 98V97H116ZM123 98V97H122ZM124 98V99H125ZM130 98V97H129ZM151 98V97H150ZM154 98V97H153ZM181 98H182V96H181ZM200 98V99H201ZM202 98V99H203ZM209 98V99H210ZM238 98V97H237ZM243 98V97H242ZM8 99V98H7ZM78 99V98H77ZM131 99V98H130ZM179 99H180V97H179ZM209 99H207L208 101H209ZM4 100V99H3ZM152 100V99H151ZM150 100V101H151ZM5 101V100H4ZM166 101V100H165ZM211 101H214V100H211ZM223 101H222V103H223ZM229 101V100H228ZM233 101H234V103L235 102H237L236 101V99L234 100L233 99ZM263 101V102H262ZM7 102V101H6ZM11 102V101H10ZM154 102V101H153ZM164 102V101H163ZM162 102V103H163ZM186 102V101H185ZM216 102H218V101H216ZM239 102V101H238ZM134 103V102H133ZM150 103V102H149ZM173 103V102H172ZM206 103H208V102H206ZM247 103V102H246ZM138 104V103H137ZM140 104V103H139ZM151 104V103H150ZM211 104V103H210ZM214 104V103H213ZM220 104V103H219ZM15 105V104H14ZM152 105V104H151ZM162 105H164V104H162ZM205 105V104H204ZM217 105H218V103H217ZM222 105V104H221ZM16 106V105H15ZM22 106V105H21ZM107 106V105H106ZM138 107H140L139 105H137ZM144 106V105H143ZM145 106L147 107V105L145 104ZM145 106L143 107V108H145ZM170 106V105H169ZM201 106H203V105H201ZM200 106V108H202ZM208 106V105H207ZM211 106V105H210ZM214 106V105H213ZM220 106V105H219ZM218 106V107H219ZM23 107V106H22ZM166 107V106H165ZM204 107V106H203ZM206 107V106H205ZM212 107V106H211ZM217 108V106H214L213 108ZM222 107V106H221ZM18 108H20V107H18ZM83 108H85V107H83ZM149 108V107H148ZM161 108V107H160ZM171 108V107H170ZM196 108H198V107H196ZM21 109V108H20ZM52 109V108H51ZM164 109V108H163ZM202 109H204V108H202ZM208 109V108H207ZM109 109H107V111H108ZM111 110V109H110ZM138 110L140 111L141 110V108H138ZM138 110H136V111H134V112H138ZM143 110V109H142ZM169 110V109H168ZM171 110H173V109H171ZM170 110V111H171ZM178 110L179 109H176L175 111H177L178 112ZM180 110H181V108H180ZM191 110V109H190ZM201 110V109H200ZM205 110H206V108H205ZM212 109L210 108V111H211ZM215 110V109H214ZM213 110V111H214ZM218 110V111H217ZM246 110V109H245ZM20 111V110H19ZM182 111V110H181ZM213 111H212V113H213ZM215 111H217L215 114H217L218 112H220L219 111V108H217ZM214 111V112H215ZM223 111V110H222ZM243 111H244V108H243ZM44 112V111H43ZM110 112V111H109ZM112 112H114V111H112ZM180 112V111H179ZM196 112V111H195ZM242 112V111H241ZM240 112V113H241ZM58 113V112H57ZM125 113V114H124ZM172 113V112H171ZM176 113V112H175ZM211 113V114H212ZM245 113H246V111H245ZM244 113V114H245ZM18 114V113H17ZM139 114V113H138ZM210 114V115H211ZM214 114V113H213ZM213 114H212V116H213ZM249 114V113H248ZM13 115V114H12ZM60 115V114H59ZM64 115V114H63ZM129 115V114H128ZM184 115V114H183ZM209 115V116H210ZM23 116V115H22ZM133 116V115H132ZM135 116V115H134ZM137 116H139V115H137ZM162 116V115H161ZM249 116V115H248ZM13 117V116H12ZM130 117V116H129ZM129 117H128V119H129ZM170 117V116H169ZM10 118V117H9ZM16 118V121H17V117H15ZM22 118V117H21ZM26 118V117H25ZM68 118V117H67ZM106 118V117H105ZM114 118H115V120H114ZM134 118V117H133ZM246 118V117H245ZM66 119V118H65ZM125 119V120H124ZM199 119H200V117L197 115V116H194L193 118H185V119H183V121L180 123L181 124V126H180V129H182L183 130V135H185L184 137H186V136H188V135H190V127L191 126H195L196 124H197V122L199 121ZM22 120H24V119H22ZM22 120L20 119V123L18 122L19 121V119H18V124H21L22 125ZM37 120V119H36ZM136 120V119H135ZM139 120V119H138ZM243 120H244V118H243ZM8 121H9V119H8ZM15 121V120H14ZM24 121H26V120H24ZM24 121H23V123H24ZM30 121V120H29ZM106 121H108V120H106ZM131 121H132V119H131ZM141 121V120H140ZM167 121H169V118H168V120ZM13 122V121H12ZM11 122V123H12ZM17 122H15V125H16V123ZM49 122V121H48ZM135 122V121H134ZM142 122V121H141ZM171 122V121H170ZM242 122V121H241ZM245 122V121H244ZM10 123V124H11ZM25 123H27V122H25ZM35 122H33L32 124H34ZM38 123H41V122H38ZM38 123H36L37 125H41V124H38ZM43 123V122H42ZM54 123V122H53ZM73 123V122H72ZM71 123V124H72ZM81 123V122H80ZM133 123V122H132ZM12 124H14V123H12ZM18 124H17V126H18ZM58 124V123H57ZM111 124V123H110ZM131 124V123H130ZM130 124H127L128 126H131ZM21 125H19L20 127H22ZM59 125V124H58ZM127 125H125V126H127ZM205 125V124H204ZM212 125H214V124H212ZM218 125V124H217ZM236 125V124H235ZM8 126H10V130H13L12 131V133H11V135L10 136H12V138L11 139H14V140H16V139H20L19 137L20 136H18V134H16L15 132H14V125H8ZM14 126V127H13ZM33 126V125H32ZM34 126H36L35 124H34ZM42 126H43V124H42ZM50 126V125H49ZM108 126V125H107ZM133 126V125H132ZM137 126V125H136ZM219 126V125H218ZM220 126H221V124H220ZM223 126V125H222ZM6 127V126H5ZM54 127V126H53ZM119 127H121V126H119ZM214 127V126H213ZM217 127V126H216ZM36 129L38 128L39 129V127L37 126V127H35ZM52 128V127H51ZM51 128H49V129H51ZM74 128V127H73ZM116 128H118L117 126L114 128V129H116ZM123 129H124V125H123V127H122ZM122 128H121V130H120V134L121 133H124V131H126L125 129H128V128H126L125 127V129H124V131L122 132ZM135 128V127H134ZM179 128V127H178ZM208 128V127H207ZM210 128V127H209ZM20 129V128H19ZM28 129V128H27ZM34 129V128H33ZM36 129H34L36 132H35V134H37L38 133V135L40 136V132H39V130H36ZM54 129V128H53ZM120 129V128H119ZM131 129V128H130ZM137 129V128H136ZM139 129V128H138ZM144 129H145V127H144ZM203 129V128H202ZM210 130H214L213 128H210ZM210 130H209V134H210ZM215 130H216V128H215ZM15 131H17V130H15ZM26 131V130H25ZM114 130H112V133H113V135H111V136H109V134H108V136L110 137H108L109 139H111L112 141H113V143H120V141H122V139H123V137H120L119 135H118V133H114L113 132ZM136 131V130H135ZM208 131V130H207ZM253 131V130H252ZM34 132V131H33ZM41 132H44V130H43V128H42V131ZM46 132L47 131H45V135H47L46 134ZM51 132V131H50ZM82 132V131H81ZM110 132V131H109ZM116 132V131H115ZM118 132V131H117ZM146 132V131H145ZM194 132V131H193ZM198 132V131H197ZM221 132V131H220ZM244 132V131H243ZM243 132H242V134H243ZM28 133V132H27ZM70 133V132H69ZM125 133H127V132H125ZM174 133V132H173ZM195 133V132H194ZM199 133H201V132H199ZM198 133V134H199ZM208 133V132H207ZM251 133V132H250ZM33 135H34V133H32ZM44 134V133H43ZM63 131H62V127H58L57 126V128L54 130V132L52 131L51 133H49V138H50V135H51V137L52 136H54V137H56L57 138V140L58 139H60L59 138V136L60 137H62L63 136ZM159 134V133H158ZM175 134V133H174ZM174 134H171V133H169V136L170 137H172V139H171V141H170V148L173 150L172 151V153L171 154H173L172 155V157H168V159L171 161V159H172V164H171V167H170V170H172V171H174L178 166H179V160H178V158H176V154H177V151H176V149H174L175 148V146L177 145V141H176V139H177V137H175L174 136ZM182 134V133H181ZM248 134V133H247ZM263 134V133H262ZM261 134V135H262ZM5 135V134H4ZM21 135V134H20ZM179 135V134H178ZM193 135V134H192ZM251 135V134H250ZM22 136H23V134H22ZM22 136H21V138H22ZM30 136V135H29ZM35 136V135H34ZM37 136V135H36ZM82 136V135H81ZM105 136V135H104ZM141 136V135H140ZM168 136V135H167ZM194 136V135H193ZM263 136V135H262ZM23 137H25V136H23ZM30 137H32V135L30 136ZM64 137V136H63ZM84 137V136H83ZM180 137V136H179ZM183 137V136H182ZM182 137H181V140H182ZM184 137H183V139H184ZM189 137V139H191V137L190 136H188ZM228 137V136H227ZM258 137H260V135L258 136ZM258 137H257V139H258ZM9 138V137H8ZM42 138V137H41ZM65 138V137H64ZM63 138V139H64ZM108 138H106V139H108ZM153 138V137H152ZM195 138V137H194ZM198 138V137H197ZM200 138H202V137H200ZM244 138V137H243ZM31 139V138H30ZM35 139V138H34ZM52 139H55V138H51V140ZM62 139V138H61ZM60 139V140H61ZM62 139V140H63ZM170 139V138H169ZM180 139V138H179ZM188 139V138H187ZM193 139V138H192ZM256 139V140H257ZM14 140H11V142H7L6 143V148H8L9 149V151L11 152L12 151V148L14 147L13 146V144H11ZM40 140H42V139H40ZM59 140V141H60ZM104 140V139H103ZM180 140V141H181ZM198 140V139H197ZM202 140V139H201ZM245 140V139H244ZM4 141V140H3ZM20 141V140H19ZM23 141V140H22ZM27 141V140H26ZM38 141V140H37ZM68 141V140H67ZM96 141V140H95ZM109 141V140H108ZM125 141V140H124ZM124 141H122V142H124ZM169 141V140H168ZM186 141V140H185ZM193 141V140H192ZM221 141V140H220ZM63 142V141H62ZM103 142V141H102ZM144 142V141H143ZM197 142V141H196ZM199 142V141H198ZM260 142V141H259ZM17 143H19V142H17ZM39 143V142H38ZM110 143H111V141H110ZM194 143V142H193ZM200 143H202V142H200ZM234 143V142H233ZM232 143V144H233ZM1 144V143H0ZM20 144V143H19ZM57 144V143H56ZM59 144V143H58ZM62 144V143H61ZM99 143L97 142V145H98ZM143 144V143H142ZM147 144V143H146ZM169 144V143H168ZM183 144V143H182ZM190 144H191V141H190ZM189 144V145H190ZM196 144V143H195ZM195 144H194V146H195ZM198 144V143H197ZM203 144V143H202ZM261 144H263V143H261ZM5 145V144H4ZM63 145V144H62ZM179 145V144H178ZM181 145V144H180ZM193 145V144H192ZM2 146V145H1ZM13 146V147H12ZM101 146V145H100ZM188 146V145H187ZM200 146H202V145H200ZM229 146H230V144H229ZM260 146H263L264 147V144L263 145H260ZM259 146V147H260ZM16 147V146H15ZM146 147V146H145ZM199 147V146H198ZM214 147V146H213ZM219 147V146H218ZM262 147V148H263ZM177 148V147H176ZM179 148H180V146H179ZM178 148V149H179ZM185 150L186 149H188V148H186V147H183ZM193 148V147H192ZM195 148H197L196 146H195ZM249 148V147H248ZM255 147H253L252 149H254ZM262 148H260V149H262ZM7 149V150H8ZM99 149H101V148H99ZM169 149V148H168ZM194 149V148H193ZM192 149V150H193ZM207 149V148H206ZM210 149V148H209ZM250 149V148H249ZM248 149V150H249ZM252 149H250L251 151H252ZM5 150V149H4ZM97 150V149H96ZM183 150V149H182ZM197 150V149H196ZM214 150V149H213ZM247 150V151H248ZM8 151V152H9ZM73 151V150H72ZM98 151V150H97ZM100 151V150H99ZM146 151V150H145ZM184 151V150H183ZM182 151V152H183ZM198 151V150H197ZM203 151V150H202ZM212 151V150H211ZM35 152V151H34ZM186 152V151H185ZM188 152H189V150H188ZM195 152V151H194ZM201 152V151H200ZM248 152H250V151H248ZM253 152V151H252ZM255 152V151H254ZM262 152V151H261ZM111 153V152H110ZM204 153H206V152H204ZM11 155V165L12 164H16V162L20 159V154H19V152H17V150H16V152H14V151H12L11 153H10ZM34 154V153H33ZM32 154V155H33ZM98 154H101V153H98ZM139 154V153H138ZM184 154V153H183ZM186 154V153H185ZM184 154V155H185ZM255 154V153H254ZM169 155V154H168ZM186 155H189V156H191L190 155V153L188 154H186ZM204 155V154H203ZM202 155V156H203ZM208 154L206 153V156H207ZM211 155V154H210ZM246 155V154H245ZM258 155V154H257ZM34 156V155H33ZM35 156H36V154H35ZM164 156V155H163ZM162 156V157H163ZM171 156V155H170ZM178 156H180L179 154H178ZM182 156V155H181ZM250 156H252V154L250 155ZM84 157V156H83ZM166 157V156H165ZM201 157V156H200ZM209 157V156H208ZM253 158H254V156H252ZM31 158V157H30ZM36 158V157H35ZM39 158V156H38V154H37V158L36 159H38ZM65 158V157H64ZM99 158V157H98ZM97 158V159H98ZM171 158V159H170ZM180 158V157H179ZM193 158V157H192ZM202 158V157H201ZM204 158V157H203ZM211 158V157H210ZM242 158V160L244 161V159H243V157H241ZM244 158H246V157H244ZM247 158H249V157H247ZM247 158H246V160H247ZM260 158V157H259ZM100 159V158H99ZM99 159H98V161H99ZM162 159V158H161ZM164 159V158H163ZM167 159V158H166ZM187 159V158H186ZM228 159V158H227ZM226 159V160H227ZM230 159V158H229ZM238 159V158H237ZM250 159V158H249ZM25 160V159H24ZM35 160V159H34ZM188 160H190V158L188 159ZM204 159H202V161H203ZM206 160V159H205ZM210 160V159H209ZM239 160V159H238ZM241 160V159H240ZM89 161V160H88ZM91 161V160H90ZM145 161V163H147V164H149V166L150 167H152V168H155L156 166L153 164V162L151 161H147V160H144ZM166 161V160H165ZM170 161H169V163H170ZM191 161H193V160H191ZM197 160H195V162H196ZM200 161V160H199ZM199 161H197L198 163H200ZM85 162H87V161H85ZM183 162H185V160L183 159ZM194 162V163H195ZM207 162V160L206 161H204V163H206ZM234 162V161H233ZM238 162H241V161H238ZM247 162V161H246ZM251 162V161H250ZM25 163V162H24ZM35 163V162H34ZM161 163V162H160ZM165 163V162H164ZM167 163V162H166ZM169 163H167V165L169 164ZM203 163V164H204ZM208 163V162H207ZM243 163V162H242ZM31 164H32V162H31ZM65 164V163H64ZM184 164V163H183ZM186 164H187V162H186ZM185 164V165H186ZM246 164H248V162L246 163ZM2 165V164H1ZM37 164H35V166H36ZM39 165V164H38ZM37 165V166H38ZM84 165H85V163H84ZM89 165H90V167H95V166H93L94 165V161H93V165L91 164V163H89L88 164V169H89ZM92 165V166H91ZM146 165V164H145ZM187 165H190V164H187ZM206 165V164H205ZM209 165V164H208ZM207 165V166H208ZM211 165V164H210ZM14 166V165H13ZM33 166V165H32ZM35 166H33L32 168L34 169V167ZM82 166V165H81ZM97 166V165H96ZM160 166V165H159ZM180 166H181V163H180ZM183 166V165H182ZM191 166H194L193 164L191 165ZM200 166V165H199ZM84 167V166H83ZM168 167V166H167ZM185 167H187V166H185ZM189 167V166H188ZM187 167V168H188ZM195 167V166H194ZM197 167V166H196ZM203 167V166H202ZM2 168V167H1ZM183 168H184V166H183ZM12 169V168H11ZM13 169H15V168H13ZM12 169V170H13ZM27 169H28V167H27ZM27 169H26V167H25V170H23V171H25V172H27ZM91 169H94V168H91ZM123 169V168H122ZM188 169H190V168H188ZM188 169H186L187 171H188ZM209 169V168H208ZM5 170V169H4ZM10 170V169H9ZM20 170H22V169H20ZM20 170H16V171H20ZM90 170V169H89ZM185 170V171H186ZM192 170V169H191ZM194 170V169H193ZM192 170V171H193ZM207 170V169H206ZM13 171H15V170H13ZM12 172V171H10L11 173H13L15 176H16V173L17 172ZM32 171V170H31ZM70 171V170H69ZM119 171V170H118ZM117 171V172H118ZM121 171V170H120ZM184 171V170H183ZM184 171V172H185ZM190 171V170H189ZM195 171V170H194ZM4 172V171H3ZM10 172H9V174H10ZM115 173L114 172V175L115 176H113V177H111L110 176V178H109V180H108V183H107V186H106V189H107V191H109V193L111 192V193H113V192H115V191H117L116 193L117 194H115V195H117L118 196V191L119 190H121L122 189V187H123V185H124V179L126 180V178H124V177H122V179L123 180H121L120 179V177L118 178V176L120 175H118V176H116V174H118V173ZM196 172V171H195ZM20 173V172H19ZM22 173V172H21ZM140 173V172H139ZM168 173V172H167ZM198 173H200V172H198ZM222 173H236V174H238V175H240L241 177H251V176H253V177H256V176H258V173L257 172H255V170H253V168L252 167H249V166H244V167H239V166H237L236 164H233V163H231V162H229V161H224L221 165H219V166H217V167H211V169H209V173H208V175L209 176H211L212 178H214V176L215 175H220V174H222ZM12 174V175H13ZM68 174V173H67ZM169 174V173H168ZM11 175V176H12ZM13 175V177H14V179H15V176ZM20 175V174H19ZM18 175V176H19ZM31 175H33V174H31ZM181 175V174H180ZM185 175V174H184ZM184 175L182 176V179H183V177H184ZM187 175V174H186ZM203 176H204V174H202ZM201 175V176H202ZM10 176V178H12ZM59 176V175H58ZM174 176H176V175H174ZM188 176V175H187ZM190 176L191 175H189V177H187V178H190ZM209 176H207V177H209ZM8 177V176H7ZM24 177V176H23ZM27 177V175L25 176V178ZM30 177V176H29ZM53 177V176H52ZM63 177V176H62ZM193 177V176H192ZM191 177V178H192ZM204 177H206V176H204ZM210 177V178H211ZM20 178V177H19ZM22 178V177H21ZM32 178V177H31ZM30 178V179H31ZM46 178H48V177H46ZM57 179H58V177H56ZM64 178V177H63ZM67 177H65V179H66ZM130 179H131V177H129ZM17 179H18V177H17ZM23 180H25L24 178H22ZM33 179H34V177H33ZM52 179V178H51ZM56 179V180H57ZM175 179V178H174ZM178 179V178H177ZM193 179H195V177L193 178ZM207 179V178H206ZM29 180V178L26 180V182ZM45 180V179H44ZM48 180V179H47ZM92 180V179H91ZM98 180V179H97ZM189 180H191V179H189ZM205 180V179H204ZM220 180V179H219ZM219 180H217V181H219ZM223 180V179H222ZM221 180V181H222ZM234 180V179H233ZM10 181H13V180H10ZM16 181V180H15ZM17 181H19V180H17ZM16 181V183L15 184H17L18 182ZM35 181V180H34ZM49 181V180H48ZM54 181V180H53ZM65 181V180H64ZM128 181H129V179H128ZM131 181V180H130ZM129 181V182H130ZM173 181V180H172ZM179 181V180H178ZM184 181V180H183ZM192 181V180H191ZM202 181V180H201ZM207 181H209L208 179H207ZM228 180H226L225 182H227ZM1 182V181H0ZM12 182V183H13ZM19 182H21V179H20V181ZM23 182H25V181H23ZM23 182H21V183H23ZM33 182V181H32ZM32 182H29L28 181V183H29V185H31V183ZM38 182H41V181H38ZM56 182V181H55ZM60 182H61V180H60ZM77 182V181H76ZM91 181H89V183H90ZM92 182L93 183H96V182H94L93 180H92ZM126 182H127V180H126ZM175 182V181H174ZM186 182H188L187 181V179H186ZM193 182V181H192ZM195 182H197V180L195 181ZM198 182H200V181H198ZM197 182V183H198ZM203 182V181H202ZM211 182H212V180H211ZM233 182V181H232ZM11 183V182H10ZM13 183V184H14ZM43 183V182H42ZM48 183V182H47ZM50 183V182H49ZM52 183V182H51ZM128 183V182H127ZM126 183V184H127ZM177 183V182H176ZM175 183V184H176ZM179 183V182H178ZM177 183V184H178ZM189 183V182H188ZM203 183H205V182H203ZM210 183V182H209ZM222 183V182H221ZM235 183V182H234ZM238 183V182H237ZM237 183H236V185H237ZM26 184V183H25ZM34 184V183H33ZM92 184V183H91ZM98 184V183H97ZM100 184V183H99ZM128 184H130V183H128ZM170 184H172V183H170ZM182 183H180V185H181ZM193 184H195L194 182H193ZM223 184V183H222ZM232 185H233V183H231ZM230 184V185H231ZM1 185V184H0ZM9 185H12V184H9ZM8 185V186H9ZM21 185V184H20ZM48 185V184H47ZM53 185V184H52ZM59 185V184H58ZM57 185V186H58ZM62 185V184H61ZM60 185V186H61ZM85 185V184H84ZM96 185V184H95ZM106 185V184H105ZM179 185V186H180ZM183 185V184H182ZM184 185H185V183H184ZM186 185H187V183H186ZM191 185V184H190ZM206 185V184H205ZM209 185V184H208ZM208 185H206V187H208ZM213 184H211V186H212ZM224 185V184H223ZM222 185V186H223ZM227 185V184H226ZM231 185V186H232ZM13 186V185H12ZM16 186V185H15ZM18 186V185H17ZM27 186V185H26ZM26 186L24 185V187H25V189H26ZM35 186H36V184H35ZM38 186V185H37ZM42 186V185H41ZM51 186V185H50ZM56 186V185H55ZM90 186V185H89ZM92 186V185H91ZM100 186V185H99ZM178 186V187H179ZM195 186V185H194ZM194 186H193V188H194ZM198 186V185H197ZM196 186V187H197ZM19 187V186H18ZM32 186H30V188H31ZM53 187V186H52ZM97 186H95V188H96ZM101 187H102V185H101ZM105 187V186H104ZM131 187V186H130ZM133 187V186H132ZM171 187V186H170ZM172 187H173V185H172ZM171 187V189H172V191H173V188ZM175 187L177 188V185L176 186H174V189H175ZM182 187V186H181ZM185 187H187V186H185ZM184 187V188H185ZM203 187H205V186H203ZM210 187V186H209ZM213 187V186H212ZM212 187H210V188H212ZM214 187H219V183L217 184V182H216V184H215V186ZM227 187V186H226ZM229 187V186H228ZM232 187H234V186H232ZM8 188V187H7ZM10 188V187H9ZM13 188V187H12ZM12 188H11V190H12ZM22 188V187H21ZM21 188H19V189H21ZM33 188H34V186H33ZM43 188V187H42ZM42 188H40V189H42ZM47 188V187H46ZM45 188V189H46ZM61 188V187H60ZM79 188V187H78ZM89 188V187H88ZM92 188H93V186H92ZM134 188V187H133ZM168 188V187H167ZM167 188H166V191L167 192H170L171 190H169V188H168V190H167ZM190 188H192L191 186H190ZM221 188H223V187H221ZM235 188V187H234ZM2 189V188H1ZM15 189H18V188H15ZM24 189V190H25ZM29 189V188H28ZM36 189V188H35ZM87 189V188H86ZM85 189V190H86ZM94 189V188H93ZM92 189V190H93ZM96 189H99V188H96ZM102 189V188H101ZM126 189V188H125ZM139 189V188H138ZM186 189H188V188H186ZM205 189V188H204ZM209 189V188H208ZM228 189H231V188H228ZM8 190V189H7ZM10 190V191H11ZM27 190V189H26ZM32 191H34L33 189H31ZM39 190V189H38ZM89 191H91L90 189H88ZM100 190V189H99ZM127 190V189H126ZM125 190V191H126ZM128 190H129V188H128ZM131 190H132V188H131ZM176 190V189H175ZM179 190H181L180 189V187H179ZM190 190V189H189ZM193 190H195V188L193 189ZM193 190H191V191H193ZM199 190V189H198ZM201 190V189H200ZM200 190H199V192H200ZM211 190V189H210ZM213 190V189H212ZM215 190V189H214ZM217 190V189H216ZM219 190H220V188H219ZM9 191V190H8ZM29 190H27V192H28ZM32 191H29V195H30V193L32 192ZM44 191V190H43ZM49 191V190H48ZM58 191V190H57ZM79 191V190H78ZM186 191V190H185ZM205 191V190H204ZM207 191V190H206ZM209 191V190H208ZM222 191V190H221ZM225 191V190H224ZM230 191V190H229ZM1 192V191H0ZM3 192V191H2ZM17 192H20V190L19 191H16V194H15V196L13 195L12 197L14 198L15 197V200L16 201H18V195H17ZM23 192V191H22ZM21 192V193H22ZM25 192V191H24ZM46 192V191H45ZM44 192V193H45ZM53 192V191H52ZM84 192V191H83ZM93 192H94V190H93ZM97 192H98V190H97ZM96 191H95V193H97ZM178 192V191H177ZM195 192V191H194ZM193 192V193H194ZM196 192H198V191H196ZM213 192V191H212ZM217 192V191H216ZM233 192V191H232ZM7 193V195H9V193L8 192H6ZM13 193H14V189H13ZM39 193V192H38ZM43 193V192H42ZM58 193V192H57ZM56 193V194H57ZM81 193V192H80ZM101 193V192H100ZM122 193H123V191H122ZM122 193H120V194H122ZM125 193V192H124ZM123 193V194H124ZM129 193V192H128ZM128 193H127V195H128ZM133 193V191L131 192V194ZM188 193H189V191H188ZM192 193V192H191ZM209 193H210V191H209ZM209 193H206V194H209ZM218 193H220L219 191H218ZM218 193H216V194H218ZM224 193H227V192H224ZM230 194H232L231 192H229ZM10 194H11V192H10ZM25 194H27V193H24V195ZM35 194V193H34ZM50 194V193H49ZM88 194H89V192H88ZM90 194L91 195H93L91 192H90ZM89 194V195H90ZM121 195V196H124V195ZM130 194V193H129ZM134 194V193H133ZM170 194V193H169ZM190 194V193H189ZM215 194V195H216ZM220 194H222V193H220ZM228 194V193H227ZM3 195V194H2ZM6 195V194H5ZM5 195H4V197H5ZM12 195V194H11ZM11 195H10V199L12 198L11 197ZM29 195H25V196H29ZM37 195V194H36ZM47 195V194H46ZM45 195V196H46ZM73 195V194H72ZM90 195V196H91ZM108 195H112V194H107V196ZM171 195V194H170ZM169 195V196H170ZM175 195V194H174ZM179 195H180V193L178 194V199H179ZM181 195H182V193H181ZM196 194H194V196H195ZM198 195V194H197ZM32 196V195H31ZM40 196V195H39ZM52 196V195H51ZM89 196V197H90ZM120 195H119V197H121ZM132 197H130L131 199L133 198H135V196L133 197V195H131ZM137 196V195H136ZM176 196V195H175ZM186 196V195H185ZM193 196V195H192ZM193 196V197H194ZM218 196V195H217ZM221 195H219V197H220ZM227 195L225 194V197H226ZM232 196H233V194H232ZM238 196V195H237ZM250 196V195H249ZM7 197V196H6ZM5 197V198H6ZM9 197V196H8ZM34 197V196H33ZM32 197V198H33ZM85 197H86V195H85ZM95 197V196H94ZM93 197V200L95 199V198H97L98 196H96L95 198ZM119 197H116V198H119ZM127 196H125V198H126ZM184 197V196H183ZM192 197V198H193ZM196 197H200L199 195L198 196H195L194 198H196ZM202 197V200H203V196H201ZM209 197V196H208ZM207 197V198H208ZM214 197V196H213ZM222 197V196H221ZM220 197V198H221ZM229 197V196H228ZM228 197H226L227 199H228ZM4 198V199H5ZM20 198L22 199V197H21V195H20ZM37 198V197H36ZM75 198V197H74ZM73 198V199H74ZM81 198H83V197H81ZM104 198V197H103ZM128 198V197H127ZM130 198H128L129 199V201H133V200H130ZM175 198V197H174ZM187 198V197H186ZM185 198V200H188L189 199V197H188V199H186ZM211 198V197H210ZM219 198V199H220ZM24 199H27L26 197L24 198ZM31 199V198H30ZM45 199V198H44ZM76 199V198H75ZM74 199V200H75ZM80 199V198H79ZM79 199H77V200H79ZM84 199V198H83ZM98 199H100V198H98ZM121 199H122V197H121ZM128 199L126 200L127 201V203H129V201H128ZM181 196H180V202L182 203L183 202V200H184V198L182 199V201H181ZM197 199V198H196ZM196 199H193V200H195V202H196ZM206 199V198H205ZM218 199V200H219ZM223 199V198H222ZM231 199V198H230ZM234 199H236V198H234ZM6 200H7V198H6ZM13 200V199H12ZM20 200V199H19ZM73 200V201H74ZM87 200L90 202V200H89V198H88V196H87ZM86 200V201H87ZM96 200V199H95ZM104 200H105V198H104ZM114 200V199H113ZM116 200V199H115ZM119 201H120V198L118 199ZM125 200V199H124ZM170 200V197H168L167 199H166V201H169ZM198 200V199H197ZM201 200V199H200ZM208 200H209V198H208ZM211 200V199H210ZM212 200H214V199H212ZM217 199H216V197H215V200L213 201V203H211L214 207L212 208V209H207V208H204L203 207V205H200L199 204V206H198V203H197V209H196V207H195V211H197V214L201 217V219H212L213 218V220L215 219L216 221L215 222H217V224L218 225H221V228H216V236L217 237H219L220 239H222V240H224V241H226L227 243H229V245L234 249L235 248V250L238 248L239 249V251H242V253H243V255L245 254V256H246V258L250 261L249 263H254V264H256V262H258L257 264H264V234L263 235H260L261 234V231H259L260 232V234H257V232H253L252 230H250V228H253V224L255 223L254 222V220H253V224L251 225V226H249V222L248 221H250V220H247L248 219V217H247V221H245V220H242V218L241 219H237L235 216L236 215H234L235 214V212L233 213L232 212V209H230V208H228L229 206H230V202H229V204H228V206L226 207V206H223L224 204H221L220 202L222 201H218ZM233 200V199H232ZM10 201V200H9ZM22 201H23V199H22ZM69 201H71L72 202V199L71 200H69ZM81 202H82V199L80 200ZM80 201H78V203L80 202ZM84 201H85V199H84ZM126 201H122L123 203H125ZM189 201V200H188ZM191 201V200H190ZM205 201V200H204ZM236 201V200H235ZM66 202V201H65ZM68 202V201H67ZM71 202H69V209H68V211H67V209H65L67 212H66V214H68V216H69V210H71V211H73L72 210V208L74 209H76V207H73L74 205H72V203ZM77 202V201H76ZM75 202V203H76ZM89 202H85V203H88L89 204ZM93 202V201H92ZM98 202V201H97ZM100 202V201H99ZM99 202L98 203H96L95 202V204H96V206H97V204H99ZM103 202V201H102ZM101 202V203H102ZM106 202V201H105ZM117 202V201H116ZM134 203L136 202V201H133ZM176 202H178L179 203V201H176ZM200 202V201H199ZM226 202V201H225ZM224 202V203H225ZM238 202V201H237ZM13 202H11V204H12ZM74 203V202H73ZM94 203V202H93ZM92 203V204H93ZM115 203V202H114ZM118 203V202H117ZM127 203H125V208H127ZM179 204V206L180 205H182V204ZM190 202H186V201H184V205L186 204V205H190L189 204ZM193 203H194V201H193ZM206 203H209V202H206ZM7 205H9V203L7 202L6 203ZM5 204V205H6ZM11 204H10V207L12 208V206H11ZM68 204V203H67ZM77 204V203H76ZM82 204H84V202H82ZM88 204H87V206H88ZM94 204V205H95ZM107 204V203H106ZM105 204V205H106ZM131 205H132V203H130ZM176 204V203H175ZM13 205V204H12ZM16 205V204H15ZM15 205L13 206V208L15 207ZM80 205V204H79ZM119 205H121L120 204V202H119ZM191 205H193V204H191ZM207 205V204H206ZM233 205V204H232ZM232 205H231V207H232ZM234 205H235V203H234ZM237 205V204H236ZM81 206H83V205H81ZM86 206V205H85ZM91 206V205H90ZM93 206V205H92ZM91 206V207H92ZM99 206V207H98ZM97 207L98 208H100L101 207V209H99V210H103V212H105L104 211V209H102L103 207L99 204ZM116 206H118V205H115L114 207H116ZM174 206V205H173ZM176 206V205H175ZM195 206V205H194ZM119 208L121 207V206H118ZM118 207H117V209H118ZM123 208H124V206H122ZM129 207V206H128ZM186 207H188V206H186ZM192 207V206H191ZM206 207V206H205ZM0 208H1V206H0ZM66 208H67V206H66ZM90 208V207H89ZM93 208V207H92ZM91 208V209H92ZM105 208H107L106 206H105ZM124 208V209H125ZM180 208H182V207H180ZM184 208V207H183ZM182 208V209H183ZM193 208V207H192ZM210 208V207H209ZM236 208V207H235ZM2 209V208H1ZM6 209H8V208H6ZM75 209H74V211H75ZM78 210H76V214H77V216H78V222H79V217H81V218H85V217H87L86 216V214L87 215H89V214H91V213H89V212H91L92 210H94V209H90L89 210V212H85L86 211V209H85V211L82 209V208H80V207H78L77 208ZM88 209V208H87ZM96 209V208H95ZM122 209V208H121ZM131 210H132V208H130ZM46 210V209H45ZM123 210V209H122ZM129 210V209H128ZM127 210V211H128ZM130 210V211H131ZM173 210H174V212H172V211H169L170 213L172 212V215L174 214V213H176L175 212V209L173 208ZM177 210V209H176ZM13 211H15V210H13ZM53 211V210H52ZM113 211V210H112ZM124 211H126V210H124ZM126 211V212H127ZM187 211V210H186ZM261 211V210H260ZM22 212V211H21ZM20 212V213H21ZM34 212V211H33ZM41 212V211H40ZM57 212V211H56ZM63 212H65V211H63ZM86 214H85V213ZM93 212V211H92ZM96 212H97V210H96ZM109 212V211H108ZM116 212H117V210H116ZM118 212H119V210H118ZM117 212V213H118ZM129 212V211H128ZM133 212V211H132ZM10 213V212H9ZM14 213V212H13ZM28 213V212H27ZM35 213V212H34ZM43 213V212H42ZM41 213V214H42ZM115 213V212H114ZM121 213V212H120ZM125 213V212H124ZM169 213V214H170ZM180 213V212H179ZM44 214V213H43ZM42 214V215H43ZM70 214H72V212H70ZM75 213H74V215H76ZM94 214V213H93ZM100 214V213H99ZM98 214V215H99ZM109 214V213H108ZM112 214V213H111ZM116 214V213H115ZM122 214H123V211H122ZM132 215H134L133 213H131ZM168 214V215H169ZM176 214H178V212L176 213ZM192 214V213H191ZM14 215V214H13ZM36 215V214H35ZM42 215H40L41 217H42ZM49 215V214H48ZM57 215V214H56ZM73 215V214H72ZM71 215V216H72ZM102 215V214H101ZM106 215H107V213H106ZM119 215H121V214H119ZM124 215V214H123ZM122 215V216H123ZM125 215H128V214H125ZM190 215V214H189ZM262 215V214H261ZM37 216V215H36ZM36 216H35V218H34V220L36 219ZM39 216V217H40ZM70 216V218H74V216L73 217H71ZM104 217H105V214L103 215ZM109 216H110V214H109ZM114 216V215H113ZM116 216H118V214H116L115 215V217ZM129 217V220H131L130 219V213H129V215H128ZM166 216H167V214H166ZM170 216V215H169ZM238 216V215H237ZM38 217V218H39ZM90 217H92L91 215H90ZM89 217V218H90ZM96 217V216H95ZM107 217V216H106ZM115 217L113 218V220L115 219ZM121 217V216H120ZM134 217H136V216H134ZM173 217V216H172ZM47 217H44V219H46ZM50 218V217H49ZM64 218V217H63ZM69 218V217H68ZM76 218H74V219H76ZM103 218V217H102ZM121 218H124V217H121ZM125 218L127 219V217L125 216ZM131 218H133V217H131ZM171 218V217H170ZM199 218V217H198ZM246 218V217H245ZM252 218V217H251ZM74 219H71L72 220V223H71V226L70 227H75V228H77V225L76 226H72L73 224H74ZM117 219V218H116ZM119 219V218H118ZM126 219H123V222H125L124 220H126ZM135 219H137V218H135ZM135 219H133V220H135ZM15 220V219H14ZM30 220H31V217H30ZM42 220V219H41ZM94 220V219H93ZM93 220L91 221V223L93 222ZM97 220V218L95 219V221ZM101 220H103V219H101ZM141 220V218L139 219V221ZM146 220V219H145ZM144 220V221H145ZM6 221V220H5ZM37 221H38V219H36V223H37ZM44 221H46V220H44ZM81 221V223H82V221L83 220H80ZM100 221V220H99ZM122 221V220H121ZM141 221H143V220H141ZM209 221H211V220H209ZM208 221V222H209ZM262 221V220H261ZM43 222V221H42ZM51 222V221H50ZM53 222V221H52ZM87 222L88 223H86V224H89L90 222L87 220ZM101 222V221H100ZM106 222H108V221H106ZM112 222V221H111ZM117 222V220L115 221V223ZM119 222V221H118ZM132 222H134L135 223V221H132ZM137 222V221H136ZM146 223H147V220L145 221ZM152 222H154V221H151V222H149V223H151L152 224ZM205 222V221H204ZM207 222V223H208ZM263 222H264V220H263ZM33 223V222H32ZM47 223V221L46 222H44V224H45V228H41L40 226V228H38V225L37 224H35L34 225V230H33V232H32V234H30V235H32L33 236V239H34V241L36 240L35 238H37L38 236H40L39 234L41 233V234H44L43 236H45V237H41L42 239L44 238L45 240H53V241H55L54 243H53V245L51 244V243H48L47 241L45 242V243H47V244H44L45 246H43V244H42V242H39V243H41V244H37L38 242L37 241H39L40 239H38V240H36V242L35 243H30V244H35L32 248L33 249H35V251H37V250H39L38 249V247L40 248V246L42 247V248H40V250L41 249H43V247H46V250H47V248H48V251H49V255H50V253H54V251H53V249L55 248V246H56V248L59 246V245H61L62 244V242H64V240H65V243H66V239L64 238L65 236L63 235V234H65V233H62V232H60V230H59V233H57L56 235H57V237H55V236H53V234H52V237L53 238H51L50 237V234H51V231H53L51 228H53V227H49V226H51V225H49V224H46ZM77 222H75V224H76ZM85 223H83L82 225H84ZM97 223V222H96ZM105 223V222H104ZM126 223H130V222H128V219H127V222ZM133 223V225H137V228H134L135 229V231H139V228H138V223L137 224H134ZM142 224V222H140V224L139 225H148V224ZM155 223V222H154ZM153 223V224H154ZM206 223V224H207ZM214 223V222H213ZM212 223V224H213ZM251 223H252V221H251ZM39 224V223H38ZM44 224H43V227H44ZM67 224H69V223H67ZM85 224V225H86ZM94 224V223H93ZM92 224V225H93ZM106 224V223H105ZM119 224V223H118ZM117 223L116 224H112V225H117V227H115V228H117L116 230H114L113 232H115L116 231V235H117V238H118V240L120 239L121 241H122V243L123 242H126V238L127 239H129L128 237H130L129 235H127L128 233H126V231H130V230H134L133 228L132 229H130L131 227H132V225H130L131 227H128L129 229L128 230H124V229H127L124 225V223H121V224H119L118 225ZM132 224V223H131ZM150 224V225H151ZM156 224V223H155ZM155 224H154V226H155ZM32 225V224H31ZM42 225V224H41ZM52 225H53V223H52ZM64 225V224H63ZM63 225H62V228H61V230H63ZM80 225V224H79ZM81 225V226H82ZM84 225V226H85ZM90 225V224H89ZM106 225H108V224H106ZM126 225H128V224H126ZM149 225V226H150ZM33 226V225H32ZM144 226H140L141 228L140 229H142ZM153 226V225H152ZM154 226H153V228H154ZM157 226V225H156ZM155 226V227H156ZM213 226H215V224L213 225ZM217 226V225H216ZM224 228H223V227ZM256 226V225H255ZM68 226L66 225V228H67ZM70 227H69V231H70ZM96 227V226H95ZM102 227H103V225H102ZM110 227V226H109ZM124 227V228H123ZM135 227V226H134ZM146 227V226H145ZM144 227V229L146 230V228ZM11 228V227H10ZM75 228H72V231L75 229ZM81 228V227H80ZM79 227H78V229L79 230H82V229H80ZM152 228V229H153ZM213 228V227H212ZM49 229H51V230H49ZM77 229V230H78ZM83 229H85V228H83ZM99 229H100V227H99ZM104 229V228H103ZM103 229H100V230H103ZM114 229V228H113ZM136 229H138V230H136ZM147 229H149L148 227H147ZM151 229V231H154V229L152 230ZM213 229H215V228H213ZM254 229H255V227H254ZM47 230L48 231H50V232H47ZM99 230V231H100ZM106 230V229H105ZM107 230H108V228H107ZM143 230V229H142ZM158 230V229H157ZM64 231H65V228H64ZM67 231V230H66ZM95 231V230H94ZM144 231V230H143ZM147 231V230H146ZM149 231H150V229H149ZM150 231V232H151ZM210 231V230H209ZM25 232V231H24ZM27 232H28V230H27ZM68 232V231H67ZM67 232H66V235H67ZM76 231H73V233H75ZM85 232H87V228H86V231ZM84 232V233H85ZM106 233H107V231H105ZM104 231H103V233H105ZM109 232V231H108ZM131 232V231H130ZM134 232V231H133ZM142 232V231H141ZM148 232V231H147ZM60 233H61V235H60ZM69 233H71V232H68V234ZM80 233V232H79ZM83 233V234H84ZM88 233H89V231H88ZM91 233V232H90ZM89 233V234H90ZM100 233H101V231H100ZM99 233V234H100ZM135 233V232H134ZM140 233V232H139ZM144 233V232H143ZM146 233V232H145ZM144 233V234H145ZM152 233V232H151ZM87 233H85V235H86ZM131 234H132V232H131ZM136 234V233H135ZM150 234V233H149ZM62 235L64 236V237H62ZM74 235V234H73ZM73 235H71L72 236V238H74V237H77V235H78V233H77V235L75 236L74 235V237H73ZM82 235V234H81ZM88 235V234H87ZM98 235V234H97ZM102 235H104V234H102ZM111 234H109L108 236H110ZM134 235V234H133ZM137 235V234H136ZM140 234H138L137 235V237L139 236ZM152 235V234H151ZM155 235V234H154ZM153 235V236H154ZM212 235H213V233H212ZM26 236V235H25ZM80 236V235H79ZM78 236V237H79ZM83 236V235H82ZM82 236H80L79 238H81ZM91 236V235H90ZM101 236V235H100ZM107 236V237H108ZM128 236V237H127ZM132 236V235H131ZM135 236V235H134ZM133 236V237H134ZM145 236H148V235H145ZM12 237V236H11ZM29 237V236H28ZM56 239H55V238ZM68 237V236H67ZM88 237V236H87ZM94 237H96L95 235H94ZM98 237V236H97ZM96 237V238H97ZM106 237V234H105V237L104 238H107ZM111 237V236H110ZM136 237V236H135ZM158 237V236H157ZM157 237H155L156 239H158ZM25 238V237H24ZM27 238V237H26ZM31 238V237H30ZM39 238V237H38ZM64 238V239H63ZM92 238V237H91ZM98 238H100V237H98ZM98 238L96 239V240H94V241H97L98 240ZM103 238V237H102ZM112 238V237H111ZM117 238H116V240H117ZM139 238V237H138ZM137 238V239H138ZM151 238V237H150ZM213 238H215L216 240H217V238L214 236ZM12 239V238H11ZM20 239H21V237H20ZM41 239V240H42ZM55 239V240H54ZM69 239H71V238H69ZM69 239H67L68 241L67 242H70L69 241ZM82 239V238H81ZM81 239H78V240H81ZM84 239V238H83ZM131 239H132V237H131ZM130 239V240H131ZM140 239H141V237H140ZM146 239V241L148 240L147 238H145ZM144 239V240H145ZM156 239H153V240H156ZM19 240V239H18ZM18 240H17V242H18ZM32 240V239H31ZM72 240H74V239H72ZM71 240V246L70 247H72V250H73V246H75V243H79V241L77 242H74V243H72L73 241ZM93 240V239H92ZM105 239H103V240H100V243L99 244H102L103 242H101V241H104ZM108 240V239H107ZM117 240V242H120V240L118 241ZM134 241H136V239H133ZM215 240V241H216ZM237 240H238V243H237ZM24 241V240H23ZM25 241H27V240H25ZM30 240H28V242H29ZM33 241V242H34ZM109 241H111V239L109 240ZM112 241H113V239H112ZM115 241V240H114ZM127 241H129V240H127ZM133 241V242H134ZM141 241H143V239L141 240ZM141 241H139V243L141 242ZM149 241H152V240H149ZM156 241H158V240H156ZM214 241V239H213V242H215ZM221 241V240H220ZM10 242V241H9ZM16 242V241H15ZM14 242V243H15ZM19 242H22V241H20L19 240ZM61 242V243H60ZM107 242V241H106ZM130 242H132V240L130 241ZM129 242V243H130ZM174 242V241H173ZM12 243V242H11ZM22 243H25V242H22ZM21 243V244H22ZM97 243V245L99 246V244H98V241L96 242ZM108 243V242H107ZM106 243V244H107ZM121 243V242H120ZM119 243V245H121ZM127 243V242H126ZM125 243V244H126ZM128 243V244H129ZM138 243V240H137V242H135L133 245H139V248H140V246L144 243H142L141 245L140 244H137ZM148 243V242H147ZM151 243V242H150ZM153 243V242H152ZM151 243V244H152ZM171 243V242H170ZM217 243V242H216ZM215 243V244H216ZM218 243H219V241H218ZM225 243V242H224ZM223 243V244H224ZM240 243V244H239ZM8 244V243H7ZM6 244V245H7ZM10 244V243H9ZM19 244V243H18ZM17 244V245H18ZM20 244V245H21ZM59 244V245H58ZM82 244H83V242H82ZM109 244H111V245H113L112 243H109ZM108 244V245H109ZM116 244V243H115ZM128 244H126V245H128ZM214 244V245H215ZM222 244V245H223ZM5 245V246H6ZM16 245V244H15ZM23 245V244H22ZM39 245V246H38ZM58 245V246H57ZM68 245H69V243H68ZM68 245H67V247H68ZM104 245V244H103ZM103 245H100V247L102 246L103 247ZM118 245V244H117ZM123 245H124V243H123ZM130 245H132V244H130ZM130 245H128L129 246V248H130ZM145 245V244H144ZM147 245H149V244H147ZM147 245H146V249L147 248H149V247H147ZM175 245V244H174ZM218 245H220V243L218 244ZM4 246V247H5ZM14 246V245H13ZM65 244H64V246H63V248H62V246L60 247V248H62V249H64L65 248ZM107 246V245H106ZM125 246V245H124ZM128 246H126V247H128ZM173 246V245H172ZM192 246V245H191ZM217 246V245H216ZM221 246V245H220ZM219 246V247H220ZM223 246H225V245H223ZM9 248H10V246H8ZM16 247V246H15ZM26 247H27V249L29 248V249H31L30 248V245H27L26 244ZM82 247V246H81ZM80 247V248H81ZM85 247H90L89 246V243H88V245H86ZM97 247V246H96ZM109 247H111V246H109ZM122 247V246H121ZM135 246H133V248H131V249H135L134 248ZM137 247V246H136ZM142 247H143V245H142ZM154 247H156V246H153V248ZM169 247H170V245L168 244L166 247H162V250H164V255L166 256V259L167 260H169V261H173L174 262V260H176V259H178V257H177V254L175 255L174 253H172L171 251H168V249H169ZM182 247V246H181ZM218 247V246H217ZM227 247H228V245H227ZM7 248V247H6ZM8 248V249H9ZM12 248V247H11ZM20 248H21V246H20ZM19 248V249H20ZM55 248V249H56ZM59 248V247H58ZM59 248V249H60ZM92 248V247H91ZM95 247H93V249H94ZM113 248V247H112ZM116 248V247H115ZM115 248H113L114 250H116ZM139 248H138V250H139ZM151 248V247H150ZM153 248H152V251H153ZM175 248V247H174ZM222 248V247H221ZM221 248H218V249H221ZM229 248V247H228ZM14 248H12V250H13ZM16 249V248H15ZM17 249H18V247H17ZM24 249H26V248H24ZM28 249V250H29ZM59 249H57V250H59ZM62 249H60V251H62ZM65 249H68V253H70V249L71 248H65ZM99 249H101V248H99L98 247V250ZM103 249V248H102ZM105 250L107 249V248H104ZM140 249H142V248H140ZM155 249V248H154ZM190 249H191V247H190ZM214 249H216V247L215 248H213V250ZM237 249V250H238ZM22 250H23V248H22ZM32 250V249H31ZM39 250V251H40ZM56 250V253L58 252ZM74 250H76V249H74ZM74 250H73V252H74ZM77 250H79V247L77 248ZM81 250V249H80ZM80 250L79 251H76V256L78 255V253L80 252ZM83 250V249H82ZM81 250V251H82ZM97 249H95V251H96ZM109 250H110V248H109ZM108 250V251H109ZM124 250H126V249H124ZM137 250V249H136ZM148 250V249H147ZM160 250V249H159ZM172 250V249H171ZM225 250V249H224ZM227 250V249H226ZM230 250L231 249H229V251H225L226 253H228V252H230ZM1 251H3V252H1ZM0 252L1 253H4V249L2 248V250H1ZM10 251V250H9ZM14 251V250H13ZM17 251V250H16ZM24 251V250H23ZM34 251V250H33ZM59 251V252H60ZM64 251H66V250H64ZM94 251V252H95ZM120 251H122V249H120ZM119 251V252H120ZM140 251V250H139ZM143 251V250H142ZM156 251V250H155ZM173 251V250H172ZM189 251V250H188ZM194 251V250H193ZM208 252H209V250H207ZM232 251H234V250H232ZM238 251V252H239ZM18 253L20 252L19 250L17 251ZM25 252H26V250H25ZM38 252V251H37ZM41 253L43 252V251H40ZM44 252H47V251H45L44 250ZM96 252H98V251H96ZM101 252V251H100ZM99 252V253H100ZM110 252V251H109ZM126 252L127 251H125V254H126ZM132 251L130 250V252L129 253H131ZM135 253H136V251H134ZM141 252V251H140ZM145 252V251H144ZM147 252H151V251H147ZM207 252V253H208ZM213 252V251H212ZM219 252H220V250H219ZM222 252V251H221ZM238 252H236L237 253V255H238ZM9 253H11V251L9 252ZM14 253H15V251H14ZM18 253L16 254V255H18ZM23 253V252H22ZM27 253H29V251H27ZM31 253V252H30ZM39 253V252H38ZM41 253H40V255H41ZM62 253V252H61ZM65 253V252H64ZM64 253H62L63 255H59L60 257H58V258H61L62 256H65V255H68V256H70V254H65L64 255ZM81 253V252H80ZM82 253H84V252H82ZM90 253V252H89ZM98 253V254H99ZM102 253V252H101ZM115 253H116V251H115ZM121 253V252H120ZM128 253V254H129ZM133 253V252H132ZM131 253V254H132ZM146 253V252H145ZM157 253V252H156ZM224 253V252H223ZM225 253V254H226ZM233 252H231V254H232ZM235 253V252H234ZM5 254H7V255H11V254H13V252L11 253V254H8V251H7V253H5ZM26 254V253H25ZM25 254H23L24 256H25ZM44 254H46V253H44ZM43 254V255H44ZM47 254V255H48ZM73 254L74 253H72V255L70 256L71 258H72V256H73ZM85 254V253H84ZM92 254H94V253H92ZM106 254H108V253H105V255ZM111 254H112V252H111ZM116 254H118V252L116 253ZM121 254H123V253H121ZM121 254H119V255H121ZM124 254V255H125ZM127 254V255H128ZM148 254V253H147ZM147 254H146V256H147ZM152 254V253H151ZM155 254V253H154ZM211 254V253H210ZM218 254V251H217V253H216V255ZM222 254V253H221ZM224 254V255H225ZM230 254V253H229ZM228 254V258L229 259H227L226 258V260H228V261H226V260H224V261H226V264H227V262L229 263L230 262V264H231V262L233 261V260H236L235 258H237V255H235L234 257L235 258H230V257H232L231 255H229ZM1 255V254H0ZM7 255H5L6 257V259H9L10 257H7ZM20 255H22L21 254V252L19 253V256ZM22 255V256H23ZM27 255H29V254H27ZM27 255H26V257H27ZM33 254L31 253V255H29V256H32ZM34 255H35V253H34ZM46 255V256H47ZM80 255V258L82 257V255L81 254H79ZM79 255H78V258H79ZM90 255V254H89ZM101 255L102 254H100L99 256L101 257ZM104 254L102 255V256H105ZM114 255V254H113ZM127 255H125V257H127V258H129ZM137 255V254H136ZM136 255H135V257H136ZM143 255V254H142ZM145 255V254H144ZM156 255V254H155ZM213 256H211V257H213V259H214V254H212ZM223 255V254H222ZM233 255V254H232ZM4 255H2V257H3ZM36 256H39V254H37ZM35 256V257H36ZM52 257H53V255H51ZM88 256V255H87ZM95 256V255H94ZM93 256V257H94ZM144 257V258H147V257ZM149 256V255H148ZM150 256H152V255H150ZM149 256V257H150ZM179 256V255H178ZM217 256H219V254L217 255ZM1 257V256H0ZM1 257V261H0V264H3L2 263V261H4V260H2L3 258ZM14 258L16 257V256H13ZM13 257H11V259L13 258ZM18 257V256H17ZM69 257V258H70ZM84 257V256H83ZM89 257V256H88ZM90 257H91V255H90ZM96 257V256H95ZM113 257V256H112ZM111 257V258H112ZM122 257H123V255H122ZM122 257H120V258H122ZM138 257V256H137ZM220 257V256H219ZM226 257V256H225ZM238 257H240V255L238 256ZM12 259V261L13 260H16V259ZM19 258V257H18ZM17 258V259H18ZM21 258H23V257H21ZM30 258V257H29ZM29 258H26V259H29ZM34 258V257H33ZM32 258V259H33ZM43 258H44V256H43ZM42 258V259H43ZM54 258H56L55 259V262H57V260H58V258L57 257H53V259ZM69 258H66V257H62L61 259L63 260V259H69ZM92 258V257H91ZM91 258H90V260H91ZM104 258H107V256H105V257H103V258H100L99 259V261L101 260V259H104ZM124 258V257H123ZM122 258V259H123ZM126 258V259H127ZM132 258V257H131ZM130 258V259H131ZM154 258L156 259V256H154ZM154 258H152V259H154ZM223 258H224V256H223ZM241 258V257H240ZM31 259V258H30ZM29 259V260H30ZM35 259H37V258H35ZM60 259V260H61ZM75 259V257H73V259H69L70 261L71 260H74ZM88 259V258H87ZM87 259H86V264H87ZM110 259V257L108 258V260ZM113 259V258H112ZM130 259H128V260H130ZM133 259V258H132ZM136 259V258H135ZM137 259H140V258H137ZM190 259V258H189ZM204 259V258H203ZM210 259V258H209ZM217 259H219L218 257H217ZM221 259V258H220ZM225 259V258H224ZM243 259H245V258H243ZM22 260V259H21ZM25 260V259H24ZM28 260V261H29ZM37 260H39V259H37ZM60 260H58L59 261V263H55V264H62L61 262H60ZM61 260V261H62ZM65 260H63V261H65ZM68 260V261H69ZM85 260V259H84ZM96 260H97V258H96ZM106 260V259H105ZM104 260V262H106ZM107 260V261H108ZM151 260V259H150ZM214 260H216V259H214ZM223 260V259H222ZM222 260H220V262H218V260H217V262H215V263H222L221 261ZM237 260H240L239 258L237 259ZM8 261V260H7ZM7 261H6V263H7ZM11 260L9 259V262H10ZM12 261H11V263H12ZM20 261V260H19ZM18 261V262H19ZM52 261V260H51ZM62 261V262H63ZM95 261V260H94ZM94 261H92V262H94ZM98 261V260H97ZM125 261V260H124ZM133 261V260H132ZM132 261H130V263L132 262ZM140 261L142 262V260L140 259ZM145 261H146V259H145ZM155 261V260H154ZM158 261V260H157ZM186 261V260H185ZM187 261H188V258H187ZM207 261H210V263L209 264H212L211 262V259L210 260H207ZM243 261H246V260H243ZM17 262V261H16ZM15 262V263H16ZM33 262H35L34 260H33ZM33 262H32V264H33ZM79 262V261H78ZM78 262L76 263V264H78ZM85 262V261H84ZM104 262H102V263H104ZM136 262H137V260H136ZM141 262H139L138 261V263H140L141 264ZM144 262V261H143ZM156 262V261H155ZM154 262V263H155ZM160 262V261H159ZM164 262V261H163ZM183 262V264H185L186 262H184V260L182 261ZM236 262V261H235ZM238 262V261H237ZM236 262V264H238ZM5 263V264H6ZM20 263V262H19ZM21 263H24V262H22L21 261ZM26 263V262H25ZM24 263V264H25ZM27 263H29V262H27ZM26 263V264H27ZM38 263V262H37ZM36 263V264H37ZM49 263V262H48ZM50 263H52V264H54V261H52V262H50ZM80 263H81V260H80ZM82 263H83V260H82ZM97 263H99V262H97ZM96 262H95V264H97ZM101 262H100V264H102ZM120 263V262H119ZM134 263H135V261H134ZM145 263V262H144ZM143 263V264H144ZM153 263V264H154ZM180 263H181V261H180ZM214 262H213V264H215ZM233 263H234V261H233ZM232 263V264H233ZM245 263V262H244ZM7 264H9V263H7ZM12 264H14V263H12ZM40 264V263H39ZM63 264H70V262H67V261H65V262H63ZM71 264H75L74 262L73 263H71ZM90 264H92V263H90ZM94 264V263H93ZM120 264H124V262L123 263H120ZM126 264V263H125ZM132 264V263H131ZM137 264V263H136ZM146 264V263H145ZM151 264H152V262H151ZM155 264H157V263H155ZM179 264V263H178ZM182 264V263H181ZM223 264H225V263H223ZM240 264H241V260H240ZM246 264V263H245ZM247 264H248V262H247Z\"/></svg>",
  "mask_w": 264,
  "mask_h": 264
},
{
  "label": "flooded vegetation",
  "instance_id": "af4514ba",
  "mask_svg": "<svg viewBox=\"0 0 264 264\" xmlns=\"http://www.w3.org/2000/svg\"><path fill=\"white\" fill-rule=\"evenodd\" d=\"M250 125H252V124H250ZM240 133H241V132H240ZM238 134H239V133H238ZM237 136H239V138H240V140H241V137H242V136H241V135H237ZM250 137H251V136H248L247 138L250 139ZM256 137H257V136L254 137V141L256 140ZM242 141H243V140H242ZM250 141H251V140H250ZM240 144H241V143H240ZM238 146H239V145H238ZM238 146H237L236 149L239 148ZM234 149H235V147L232 148V149H231V148H230V149H227V152L230 153V152L233 151ZM242 151H243V149H242ZM228 153H226V155H227Z\"/></svg>",
  "mask_w": 264,
  "mask_h": 264
}]
</instances>
